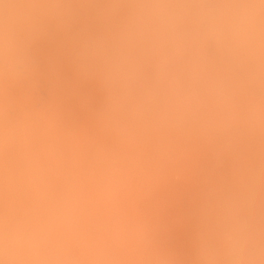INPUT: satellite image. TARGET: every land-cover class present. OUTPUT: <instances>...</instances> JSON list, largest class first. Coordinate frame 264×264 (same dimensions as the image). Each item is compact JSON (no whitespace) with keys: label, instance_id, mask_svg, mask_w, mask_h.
I'll return each mask as SVG.
<instances>
[{"label":"clouds","instance_id":"1","mask_svg":"<svg viewBox=\"0 0 264 264\" xmlns=\"http://www.w3.org/2000/svg\"><path fill=\"white\" fill-rule=\"evenodd\" d=\"M75 2L29 0L39 6L35 11L9 15L11 6L0 0V86L7 80L40 77L38 43L78 23L82 13ZM116 14L98 13L100 29L85 32L73 54L80 75L100 86L103 105L96 115L111 106L113 80L134 81L147 64L149 122L184 135L212 137L218 156L231 149L238 158L245 139L264 122L252 87L258 62L264 60V0H137L119 34L130 51L114 48L109 62L102 64L97 52L107 44L110 17ZM7 116L0 104V153L9 142ZM259 191V172L249 169L241 174L238 189L218 202L214 222L204 212L203 229L216 239L211 250L222 251L228 264H264ZM207 233L198 230L195 240L206 243ZM0 264L67 262L57 249L46 246L43 229L12 228L0 214Z\"/></svg>","mask_w":264,"mask_h":264},{"label":"rangeland","instance_id":"2","mask_svg":"<svg viewBox=\"0 0 264 264\" xmlns=\"http://www.w3.org/2000/svg\"><path fill=\"white\" fill-rule=\"evenodd\" d=\"M7 1V0H6ZM10 1V0H9ZM9 1H7V2H9ZM14 1V0H13ZM13 1H11V2H13ZM18 1L19 2H21V3H18ZM25 1H28V0H24V2H22V0H15L13 3H11V6H12V8L10 9V10H12V11H10L9 10V12H11V14L12 13H15L16 11H18L17 9H19V11L20 10H22L21 12H24V11H35V9L38 7V6H36L35 8H34V5H32L31 4V6L30 5H28L29 3L27 2V4H26V2ZM79 1V0H78ZM75 2V5H76V7H78V5L80 6V4H82V6L84 7V9H83V12L85 13H88V14H86V16L84 17V19H83V15L84 14H82V16H81V18H80V20L78 21L79 22V24L81 25V27L82 28H79V26L80 25H78V23H77V25H78V28L74 25L73 27H72V29L74 28V27H76L77 28V30L76 29H73L74 30V32H72L71 31V29L70 30H68V31H66L65 33L64 32H61V34H60V36L58 35L59 33H54L52 36L53 37H49V38H47V37H45V38H43L41 41H39V43H38V50H40V51H38V61L41 63V64H39V67H40V69L41 70H43L46 74H44L41 70H40V77H37V78H30L29 80H27V79H24V80H15V82L17 83H15L14 82V80H7L8 82H6V83H8V84H6L5 82L3 83V85L0 87V94L1 95H3V96H1L0 95V100L1 99H5V100H2V101H0V104H3L4 102H5V104H3V105H5L4 107L6 108V109H9L8 111H7V113L8 112H10V114L8 113V116H10V118H12L11 119V121H8L9 123H12L14 126H12V124H10V126H11V129L9 128L8 130H11V131H13L14 130V128L16 127V128H18L17 127V124H19V122L17 123V122H15V123H13L12 121L14 120H16V118H17V116L18 115H14V114H17L18 112V110H20V107H21V105H22V111L23 112H21V113H23L22 115H23V117L25 116V114H29V115H27L26 117L27 118H24V119H28V116L29 117H31L32 115L36 118L37 117V119H35V120H39V124H37V126L35 125H33L34 123H35V121L33 122V124L31 123V125H33V127H30L31 125H30V122H29V127L28 126H26V127H28L29 129H31L32 130V128H34L33 130H34V132H35V136H37L38 134H40V135H38L39 137H38V139L39 140H43V139H46V138H50V136H48V134H50L51 135V133H52V135L51 136H53L54 134H57L56 133V131H59V134L61 133V131H62V133L64 132V131H66L67 130V128L69 129V126L67 125V123L68 124H73V123H75L74 125H76V126H78V125H80V121H81V116H80V114L82 115V114H84L85 115V117L84 118H87L88 116L90 117H88L86 120H91V121H89V122H91L92 123V119L93 120H95V119H97L96 117H99L98 119H100V117H102V119L101 120H103L104 119V117H105V119H107V118H109V119H107V120H110L111 122L109 123V121H108V123H106V121L107 120H105L104 119V122H103V124L104 125H106V126H108V127H106V126H104V125H101V128H102V126H104L102 129L103 130H105V128H106V130H107V128H108V130H110L109 132H108V130L106 131V132H108V133H110V132H112L113 131V133H110L109 134V136L110 135H112L111 137H113L114 136V133H116L115 134V136H118L119 134H120V132H122L124 129H126V128H131V127H129L130 126V123L129 122H126V121H131V126L133 125V127L135 128V129H137V131H138V129L140 128V129H142V130H140L141 132H143V134L147 137V138H149V135L147 134L148 132L146 131V129H144L143 127H144V123H142V122H145V124H147V125H145V126H149V128H151V129H155V132H154V135H156V136H153L155 139L153 140L151 137V141L150 142H148L149 144H150V146H149V144H147L146 142V145L147 146H149V147H151V148H149L148 150L146 149V148H143V149H145L144 151L145 152H147L146 154H145V152L143 151V153H144V155H147L148 153V155H149V158L151 157V155H150V151H151V153H152V155H153V152H154V157H156V154H157V156L158 157H156L157 159H159L158 161H160V162H162V163H158V161L157 160H155V164L156 165H158V167H160V165H162V167H160V169L162 168L163 169V171L165 170V172H166V170H168L169 171V174H170V176H172V178L170 177L169 178V180L171 179V181H172V183L170 184L168 181H167V178L168 177H166V176H169V174L167 173V175H166V173L165 172H163L164 173V176L166 177V179L164 178V176L162 177L163 179L162 180H164V182H166L167 181V183L171 186L170 188H169V186H167V189H166V191H168L169 193H168V195H169V197H168V195H166L167 194V192L165 191V187H166V183H164V182H162L163 184H164V186H163V188H164V191L162 190V192L161 193H165L166 192V196L164 195L161 199H159L160 198V196H162V194H160V196H159V200H157V197H155V199H153L152 200V198L151 199H148L147 197L145 198V196H144V200L142 199V198H140L139 197V200H138V198H137V201L135 200L134 202H131L132 204H128V206H130L131 207V210H130V208L127 206V204H126V206L128 207V208H124V206H123V208H121L122 206H121V202H120V200H121V198H120V196H121V194H119L118 192L119 191H123V190H117L118 192H116L115 194H117V195H113L112 197H111V200H103V199H101L102 201H96L97 203H93V202H95L94 201V199H99V196H103V193H105V192H103V190H102V187L100 186V182L98 181V180H96V179H98V178H96L95 180L97 181V182H99L98 184H99V186L101 187L100 189H101V194H100V189H99V193L98 194H100V195H98L97 196V198H96V195L97 194H95V193H93L92 194V192H90L91 194H89V192L88 191H86V190H89V189H86L85 187H87V185H90L91 187H89L88 186V188H90V190L89 191H94L96 188H95V185L94 184H96L97 182L93 179V178H91V181H93L94 180V184L91 182V181H88L87 182V179H86V181H85V183H84V185H82L81 187V189L77 192V194H78V196H76V203L78 202H81V201H84L85 199H86V202L84 201V204L82 205L81 203H79L80 205V207H78V208H76V209H78L79 210V212L81 213V209H83V211L85 212V213H92V214H85V215H82V213H83V211H82V213L80 214L79 212H76L77 210H75V208H74V211H73V217L76 219V221L77 220H79L80 221V218H81V216L83 217H87L88 219L89 218H92L93 216H94V218H92V219H89V220H85L86 222H90V224L92 223V225L95 227V229L97 228V229H99V222L95 225V224H93V223H95V221L96 220H98L99 218H100V216L99 215H101L102 213H103V216H101V217H103L104 219H103V221L105 220L107 223H108V221H109V223H110V221L112 222V224H113V222H114V225H116V226H114V225H111V224H107L106 223V226L108 227V225H109V227H113V231H112V227H111V230H109V228H107V227H105V228H107L106 230H105V233H107V235L104 233V232H102V231H100V233H98L97 232V229L96 230H94V227H93V229H92V231L94 230V232H90V233H92L91 234V236H90V234H86V231L87 230H89L90 228H88L86 231H85V234L84 233H82L81 232V229H83L82 231L84 232V230H85V228H87V227H89V225H88V223H86L82 218H81V221L79 222H77V224L76 223H72L73 225H76V226H74V227H77V228H74L75 229V231L76 232H79V233H81V234H75L76 236H77V239H75V240H73V241H70L69 242V245L66 243V245H64L65 247L63 248V246H62V248H60V247H58L57 246V248H56V246L54 247V248H56L58 251L60 250V256H61V258H63L62 260H65L66 262H67V264H73V262H75V264H109L110 263V261L111 260H113L116 256H121V258H120V260H119V262H120V264H136V262L138 263V264H176V263H178L179 262V264H181V263H184L185 261H187V260H190V263H189V261H188V263H184V264H224V262H225V264H228V262H227V260H225L226 258L224 257V255H222L223 253H222V251H219V253L218 252H213L212 250H211V246L212 245H214L215 243H216V239H214L215 238V235H214V233H207V230L205 229H203V226H202V221H203V218H204V212H205V210L207 211V213L209 214V218L214 222L215 221V219H216V217L214 218V216H216V213H217V211H218V209H217V205H218V202L221 200V199H223L224 198V196H226L230 191H232V192H234V191H236L237 190V188H235V187H238L237 185V181H238V183L240 182V179H241V173L242 174H246L247 172L246 171H248L249 169H254V170H258V172H260L259 173V183H261V184H259V188H260V191H259V205H260V213H261V229L262 230H264V185H263V183H264V139L262 140V138H264V122H262L261 124H260V126H259V128H258V130L256 131V133H255V135L254 136H252V137H248V138H246L245 139V141H244V143H243V145L240 147V149H239V156H238V158L236 157V156H234V154H233V152H232V150L231 149H228L227 151H225V153L222 155V156H218L217 154H216V148L214 147V145H215V141H214V139L211 137V138H209V137H205V136H202V135H200L199 133H197V132H193L192 134H190V135H183V134H180L179 133V135H183V137H181V136H178L177 135V137H179V138H177L176 137V135H175V137L173 136L174 134L172 133V132H174V131H172V132H170L167 128H162V127H157V125H154L153 123H150L149 122V120H148V122H146L147 121V113H146V108L148 107V102H147V100H146V95H145V89H146V84H145V75H146V73H147V64H145L144 65V67L141 69V71H140V74L138 75V77L134 80V81H131V82H128V83H125V82H123L121 79H119V78H116V79H114L113 80V82L111 83V86H110V91H111V94H112V104H111V106L109 107V109L103 114V115H96L97 113H98V111H100L101 109L100 108H102V106L101 105H103V94H102V92H101V89L99 88V84H98V82L97 81H93V80H88V79H86V81H87V84H84V83H86V81H85V78L83 79V77L82 76H80V73L76 70V67L74 66V63H73V54H74V49H75V47H76V44H77V42H78V40H79V35L80 36H82V34L83 33H85V32H96V31H98L99 29H100V24L99 23H101V20H100V17H98V13H100V6L101 5H104V6H106V7H108V8H110L109 9V11H115L117 14L115 15V16H113V20L110 18V20H112V25H114L113 26V30L111 31V33H113V34H109V39H108V41L110 40V39H114L113 40V44L116 42V41H118L119 42V35L118 34H120V32H119V30L118 29H121V25H122V23H125L126 21H127V19H128V13H129V11L135 6V3L137 2V0H95L96 2H94V0H89V1H87V0H81V3H79V2ZM133 1V2H132ZM17 2V6L19 5V8L16 6V8L14 7L15 5V3ZM205 2L206 3H213V2H215V0H205ZM23 3H25L24 5H23ZM79 3V4H78ZM109 3H110V5H109ZM129 3H132L133 5H129ZM10 5V4H9ZM22 6V7H21ZM82 6L81 7H79L80 8V10H81V8H82ZM110 6V7H109ZM24 8V9H23ZM26 8V9H25ZM33 8V9H32ZM92 8L93 9H98L99 8V10H98V12H96L97 10H94L95 12H93V10H92ZM101 8H103V6L101 7ZM104 9V12H105V10H106V8L104 7L103 8ZM15 10V11H14ZM85 10V11H84ZM82 12V10H81V13H83ZM107 12H108V10H107ZM94 13H96V14H94ZM9 15H10V13H9ZM88 15H89V17H88ZM95 15H97V16H95ZM91 17V18H90ZM93 18V19H92ZM82 19V20H81ZM88 19L90 20L89 22H91V21H93L92 23H89V24H87L88 23ZM92 19V20H91ZM7 20H9V21H7ZM85 20V21H84ZM95 20V21H94ZM119 20H121V22L119 21ZM84 21V22H83ZM87 21V23H85ZM98 21V22H97ZM5 22H6V24L7 23H10L9 25H7L9 28H11V27H13V25H12V22L10 21V19H6L5 20ZM91 24V25H90ZM93 24V25H92ZM97 24H99V25H97ZM86 25H87V28H89V29H87L86 28ZM95 25V26H94ZM116 25V26H115ZM92 26V27H91ZM115 27V28H114ZM85 28H86V30H88V31H85ZM82 29V30H81ZM93 30V31H92ZM76 31V32H75ZM84 31V32H83ZM118 31V32H117ZM68 32H70V33H72V34H70V33H68ZM115 32H117V33H115ZM56 34H57V37L58 38H56L55 39V37H56ZM75 34V35H74ZM61 35H63L62 37H63V39H62V37H61ZM66 35V36H65ZM55 36V37H54ZM67 36H69V37H67ZM110 36H111V38H110ZM118 36V37H117ZM71 37V38H70ZM115 37H117V38H115ZM51 38V39H50ZM52 38H54V40L55 41H60V42H58L57 44H56V42L55 41H53L52 40ZM47 39H50L51 40V42H50V44H49V42H46V41H49V40H47ZM61 39V40H60ZM66 39H67V41H66ZM71 39V40H70ZM78 39V40H77ZM75 40V41H74ZM77 40V41H76ZM66 41V43H64ZM69 41H71V43L72 44H69L70 42ZM118 42H116L113 46H111L112 44V42H107L108 43V45H107V48L105 47V49H104V47H101L99 50H98V52H97V60L100 62V63H105L104 61H107V62H109V60H110V54L112 53V50L114 49V48H117V46L116 45H118ZM121 42V41H120ZM120 42H119V44H120ZM53 43H55V45L53 44ZM49 44V45H48ZM52 44V45H51ZM109 44H111V45H109ZM68 45H70V46H68ZM74 47H73V46ZM52 46H53V50H52ZM58 46L60 47V48H58ZM104 46H106V45H104ZM111 46V47H110ZM115 46V47H114ZM49 47V48H48ZM55 47V48H54ZM57 47V48H56ZM118 47H121V48H123L124 50L125 49H127L126 51H125V53L126 52H128V49L130 48V46H129V48H128V46H127V48H125L126 46L125 45H118ZM71 49V51L72 52H70V49ZM50 49V50H49ZM67 49V50H66ZM111 49V50H110ZM105 50V52H106V54L108 55V57L106 58V57H104V56H107L106 54H105V52H103ZM56 51H58V52H56ZM109 51V52H108ZM123 51V50H122ZM129 51H130V49H129ZM40 52V53H39ZM67 54H66V53ZM58 53V54H57ZM71 53H73V54H71ZM108 53H110V54H108ZM48 54V55H47ZM56 54V55H55ZM68 54H70V55H68ZM102 54H104V56L102 55ZM41 55V56H40ZM68 56V58H67V56ZM72 55V56H71ZM49 56H51V57H49ZM59 56V57H58ZM63 58H62V57ZM65 56V57H64ZM44 57V58H43ZM49 57V58H48ZM72 57V58H71ZM51 58V59H50ZM57 58V59H56ZM102 58V59H101ZM48 59H50V61H49V63H47L48 62ZM59 59V60H58ZM63 59V60H62ZM67 60V61H64V60ZM107 59H109V60H107ZM41 60V61H40ZM55 60H58V61H55ZM62 60V61H61ZM71 60V61H70ZM44 61H46V62H44ZM55 61V62H54ZM64 61V62H63ZM54 62V63H53ZM58 62H59V64H58ZM62 62V63H61ZM42 63H44V64H42ZM47 63V64H46ZM52 63V64H51ZM70 63H72V64H70ZM51 64V65H50ZM62 64V65H61ZM44 65V66H43ZM54 65V66H53ZM66 65V66H65ZM73 66V69H72V67H69V66ZM262 65V66H261ZM51 66V67H50ZM67 66H68V68H67ZM260 66V67H259ZM46 67V68H45ZM48 67V68H47ZM57 67V69H55ZM66 69H65V68ZM61 68V69H60ZM258 68L259 69H257V76H256V79H255V81H254V83H253V85H252V87L257 91V93H258V96L257 97H255V102H256V105H257V111H258V113L259 114H261V115H264V60H262V61H260V62H258ZM47 69V70H46ZM49 69V70H48ZM64 69V70H63ZM67 70H68V72H67ZM72 70V71H71ZM76 70V71H75ZM48 71H51L50 72V74H48L49 72ZM65 71V72H64ZM72 73H71V72ZM57 72V73H56ZM54 73V75H52ZM56 73V74H55ZM64 75H63V74ZM66 73V74H65ZM70 73V74H69ZM44 75V76H43ZM47 75H48V77H51L50 79L47 77ZM49 75H52V76H49ZM56 75V76H55ZM43 76V77H42ZM61 76V77H60ZM74 76H76L77 78H75ZM45 77V78H44ZM55 77V78H54ZM63 77V78H62ZM48 78V79H47ZM54 78V79H53ZM36 79V80H35ZM44 79V80H43ZM56 79V80H55ZM66 79V80H65ZM77 79V80H76ZM80 79V80H79ZM83 79V80H82ZM31 80V81H30ZM34 82H33V81ZM25 81V82H24ZM41 81V82H40ZM75 81H77V82H75ZM84 81V82H83ZM31 82H33V84L36 86H34L33 84L31 85ZM35 82H37V83H35ZM40 82V83H39ZM65 82H66V84H65ZM79 82V83H78ZM82 82V83H81ZM12 84V85H10V84ZM22 85V83H23V85H22V88H20L19 86H20V84ZM25 83L27 84V85H25ZM29 83V84H28ZM51 83H53V84H51ZM95 85H93V84ZM7 86H6V85ZM17 85V87L16 86H13V85ZM19 84V85H18ZM37 84H38V86H37ZM41 84V85H40ZM42 84H43V86H42ZM59 84H61V85H59ZM72 84V85H71ZM91 84V85H90ZM45 85V86H44ZM58 85V86H57ZM69 85V86H68ZM88 85H89V88H88ZM24 86H25V88H24ZM27 86V87H26ZM34 88H33V87ZM47 86V87H46ZM51 86V87H50ZM64 86V87H63ZM73 86H74V88H73ZM29 87V90L31 91L32 90V92H30L27 88ZM49 87V88H48ZM58 87V88H57ZM61 89H60V88ZM66 87V88H65ZM70 89H69V88ZM7 88V89H6ZM13 88V89H12ZM35 88L37 89V90H35ZM52 88H54V89H52ZM64 88V89H63ZM77 88V89H76ZM79 88V89H78ZM2 89V90H1ZM4 89V90H3ZM15 89V90H14ZM22 89H24V91L22 90ZM26 89V90H25ZM52 89V90H51ZM72 89V90H71ZM18 90V91H17ZM33 90H35V92L33 91ZM70 90V91H69ZM84 90V91H83ZM15 91V92H14ZM20 91H21V94H19L20 93ZM25 91H27V92H25ZM47 91H48V93H47ZM66 91H69V93L68 92H66ZM78 91V92H77ZM18 92V93H17ZM28 92H29V94H28ZM85 92V93H84ZM7 93H8V95H7ZM11 93V94H10ZM23 93V94H22ZM32 93V94H31ZM54 93V94H53ZM57 93V94H56ZM59 93V94H58ZM81 93V94H80ZM83 93V94H82ZM114 93V94H113ZM10 94V95H9ZM13 94H15V96L16 97H18V98H21V100L20 99H18V98H16ZM25 94H27V95H25ZM36 94V95H35ZM42 94H45L46 96H43L42 97ZM99 94H100V96H99ZM6 95V97H4ZM13 96V98H11L12 96ZM24 95V96H23ZM35 95V96H34ZM59 95H62V96H59ZM68 95V96H67ZM85 95H86V97H85ZM116 95V98L117 99H115V96ZM11 96V97H10ZM20 96H22V97H20ZM26 96H27V99H26ZM32 96V97H31ZM25 97V98H24ZM30 97V98H29ZM35 97V98H34ZM50 97V98H49ZM65 97V98H64ZM83 97V98H82ZM11 98V99H10ZM45 98H47V99H45ZM59 98V100H57ZM61 98H62V100H61ZM77 98V99H76ZM114 98V99H113ZM9 99V100H8ZM23 99H24V101H23ZM55 99V100H54ZM84 99V100H83ZM87 99V102L85 101ZM248 99H249V97L247 96V95H245V96H243L242 97V100H243V102L245 103V105L247 104V102H248ZM8 100V101H7ZM13 102H12V101ZM30 100H31V102H30ZM46 100V101H45ZM72 100V101H71ZM6 101H7V103H6ZM14 101H16L17 103H16V105L15 104H13V103H15ZM18 101H20L21 103H20V105H19V102ZM45 101V102H44ZM49 101V102H48ZM57 101H60V102H57ZM62 101V102H61ZM81 101V102H80ZM84 101V105H82V104H80V103H82ZM99 101V102H98ZM3 102V103H2ZM24 102H25V104L26 105H28V106H26L25 104H24ZM27 102V103H26ZM47 102V103H46ZM53 102V103H52ZM69 102V103H68ZM75 102V103H74ZM78 102V103H77ZM95 102V103H94ZM114 102H115V104H114ZM119 104H117V103ZM42 103V104H41ZM50 103V104H49ZM98 103V104H97ZM12 104H13V107H12ZM18 104V105H17ZM36 104V105H35ZM47 106H46V105ZM61 104V105H60ZM68 104V105H67ZM86 104V105H85ZM6 105H7V107H6ZM40 105H42V106H40ZM50 105V106H49ZM64 105V106H63ZM66 105V106H65ZM75 105V106H74ZM8 106H10V107H8ZM18 106H19V108H18ZM30 106V107H29ZM50 108H49V107ZM68 106V107H67ZM80 106V107H79ZM98 106V107H97ZM120 106H121V108H120ZM23 107H24V109H23ZM37 107H39V109H37ZM44 107H45V109H44ZM54 107V108H53ZM100 107V108H99ZM12 108H14V110H16L15 112H14V110L12 109ZM28 108V109H27ZM30 108V109H29ZM49 108V109H48ZM68 108V109H67ZM25 109H27L26 111H25ZM33 109V110H32ZM51 109V110H50ZM54 109V110H53ZM59 109H60V111H59ZM62 109V110H61ZM70 109L72 110V111H70ZM88 109V110H87ZM93 109V110H92ZM119 109V110H118ZM123 109H125V110H123ZM30 110V111H29ZM44 110V111H43ZM49 111V113H48V111ZM66 110V111H65ZM80 110V111H79ZM83 110V111H82ZM122 111V113H121V111ZM128 112H127V111ZM21 111V110H20ZM24 111H25V113H24ZM59 111V112H58ZM68 111L69 112H71V113H69L68 114ZM74 111V112H73ZM75 111H77V112H75ZM89 111V112H88ZM93 111H95V112H93ZM97 111V112H96ZM119 111H120V114H119ZM131 111H133L132 113H131ZM26 112H29V113H26ZM33 112H35V114L33 113ZM37 112V113H36ZM79 112V113H78ZM114 112V113H113ZM116 112V113H115ZM118 112V113H117ZM124 112V113H123ZM130 112V113H129ZM32 113V114H31ZM43 113H44V115H46L47 113V115H49V116H45L44 117V115H43ZM54 113V114H53ZM65 115H64V114ZM87 113H88V115H87ZM92 114V116H90L91 114ZM111 113H112V115H111ZM136 113V114H135ZM51 114H53V115H51ZM57 114V115H56ZM68 114V115H67ZM71 114V115H70ZM74 114V115H73ZM77 114H78V116L80 117V121H78L79 120V118H77L78 116H77ZM90 114V115H89ZM110 114V115H109ZM132 114V115H131ZM19 115H20V112H19ZM31 115V116H30ZM41 115V116H40ZM61 115H63V116H61ZM66 115H67V117L69 116V118H70V120L67 118H65L66 117ZM84 115H82V116H84ZM146 116V117H142V116ZM7 116V117H8ZM14 116H16V118L14 117ZM38 116H39V118H38ZM72 116V117H71ZM76 116V117H75ZM132 117V119H131V117ZM22 117V116H21ZM21 117H19V119L21 118ZM42 117V118H41ZM63 117V118H62ZM93 117H95V118H93ZM107 117V118H106ZM123 117V118H122ZM130 117V119H128ZM133 117H136V118H133ZM15 118V119H14ZM71 118L73 119V121L75 120V119H77V120H75V121H78V122H72V120H71ZM120 118V119H119ZM142 120H141V119ZM7 119H9V118H7ZM23 119V118H22ZM42 121H47V120H49L47 123H44V122H42ZM45 119V120H44ZM56 119V120H55ZM65 119V120H64ZM96 120V122L98 121L99 122V120ZM133 119H135V120H133ZM145 119H146V121H145ZM10 120V119H9ZM29 120H31V122H32V117H31V119H29ZM34 120V119H33ZM86 120H84L83 118H82V121H86ZM115 120V121H114ZM17 121V120H16ZM55 121V122H54ZM64 121H65V123H64ZM135 121V122H134ZM50 122V123H49ZM67 122V123H66ZM89 122L88 123H86V124H89ZM98 122H97V124H98ZM101 123H102V121H100ZM82 124L84 123V122H81ZM84 123V124H85ZM94 123H95V121H94ZM124 123H126V124H124ZM134 123L136 124V125H134ZM142 123V124H141ZM41 124V125H40ZM61 124V125H60ZM62 124H63V126H62ZM65 124L67 125V126H65ZM108 124H110V125H108ZM129 124V125H128ZM141 124V125H140ZM43 125V126H42ZM44 125H45V127H44ZM74 125H72L73 127H74ZM7 126H9L8 124H7ZM64 126L65 127H67L66 129H64ZM72 126H70V127H72ZM115 126V127H114ZM123 126V127H122ZM37 127V128H36ZM42 127L43 128H45V129H42ZM55 127V128H54ZM61 127H63V128H61ZM111 127V128H110ZM120 127V128H119ZM126 127V128H125ZM20 128V127H19ZM22 128H25L24 127V125H23V127ZM113 128H114V130H113ZM123 128V129H122ZM133 128V129H134ZM158 128H160L161 129V131H160V129H158ZM50 131H49V130ZM52 129V130H51ZM62 129H64V130H62ZM118 129V130H117ZM120 129H122V130H120ZM132 129V128H131ZM163 129V130H162ZM120 130V131H119ZM159 130V131H158ZM165 130V131H164ZM167 130V131H166ZM30 131V130H29ZM145 131L147 132L146 134H145ZM171 133L170 135L168 134L167 136H169V137H165V134H167V133H169V132ZM33 132V131H32ZM51 132V133H50ZM55 132V133H54ZM105 132V133H106ZM119 132V133H118ZM157 132V133H156ZM165 132H167V133H165ZM10 133L14 136V137H10V136H12V135H10ZM18 133H20V132H18ZM17 132H9V138H10V140H9V142L10 141H12L11 143V146L9 145V142H8V147H11L12 148V150L9 148H7L9 151H11L12 153L14 152L13 150H17L18 149V146H19V144H20V137H17V136H19V135H17L18 134ZM29 133H31V131L29 132ZM46 133V134H45ZM54 133V134H53ZM104 133V134H105ZM175 133V132H174ZM176 133H178V132H176ZM175 133V134H176ZM43 134H44V137H43ZM118 134V135H117ZM157 134H158V136H157ZM163 134V135H162ZM106 135L108 136V134L106 133ZM261 135H262V137H261ZM17 138H16V137ZM40 137L41 138H43V139H40ZM46 137V138H45ZM170 137H172V139L170 138ZM259 139H258V138ZM14 138V139H13ZM158 140H157V139ZM167 139V141H165L166 139ZM168 138H170V140H172V142L168 139ZM182 138V139H181ZM187 138H189V139H187ZM205 138H207L208 140H204ZM261 138V139H260ZM18 139V140H17ZM164 139V141H162ZM192 139H193V141H194V143H193V141H192ZM196 139H197V141L199 142V140H200V142H199V144L201 143V145H203V147L201 146V145H198V142H195L196 141ZM202 139V140H201ZM99 139H97V138H95V139H93V144L91 143H88V144H86L87 145V147H86V149L87 148H89L90 147V145H92L91 146V148H93L94 146H95V148L96 147H98L97 145H96V143L99 145V143H100V145H99V147L103 144V146H106L107 145V142L105 143V142H99L98 141ZM179 140V141H178ZM14 141V142H13ZM96 143H95V142ZM153 141V142H152ZM172 143V145H171V143ZM175 141V142H174ZM188 141V144H189V146H187V145H185L184 146V142H187ZM203 141H209L208 143L209 144H207V142H205L206 143V146H205V143L203 142ZM261 141H263V142H261ZM155 142V143H154ZM178 142V143H177ZM182 142V143H181ZM15 143H18V145H16ZM27 143V145L29 146V148H30V145L31 144H33L34 142H26ZM39 143H41V142H35V146L37 145V144H39ZM142 143V142H141ZM169 143V144H168ZM13 144H15L14 146H12ZM21 144H22V142H21ZM58 145H59V143H57ZM67 143L65 142V144L64 145H66ZM105 144V145H104ZM143 144V143H142ZM161 144V145H160ZM175 144H180V145H178V147H176L177 145H175ZM194 144V145H193ZM34 145V144H33ZM33 145H31V147H35V146H33ZM63 146V144H62V141H61V143H60V146ZM145 144H143L142 145V147L144 146ZM145 145V146H146ZM175 145V146H174ZM192 147H191V146ZM208 145V146H207ZM15 146H16V149H14L15 148ZM21 146V145H20ZM59 146V147H60ZM61 146V147H62ZM67 146V145H66ZM89 146V147H88ZM144 146V147H145ZM157 146V147H156ZM160 146V147H159ZM182 146V147H181ZM185 147H187V148H185ZM189 147H191L190 149H189ZM202 147V148H201ZM204 147H205V149H204ZM148 148V147H147ZM172 148V149H171ZM194 148V149H193ZM206 148H208V150L206 149ZM6 149V150H7ZM98 149V148H97ZM142 149V150H143ZM175 149V150H174ZM178 149V150H177ZM181 150V152H180V150ZM202 151H201V150ZM204 149V150H203ZM7 150V151H8ZM93 150H95V149H93ZM150 150V151H149ZM187 150H190V152L188 153H186V151ZM198 150H200L199 151V155H197L198 154ZM206 150V151H205ZM8 151V152H9ZM86 151H90V150H86ZM85 151V152H86ZM149 151V152H148ZM195 151V153H196V155H195V153H193V152ZM197 151V152H196ZM84 152V153H85ZM170 152V153H169ZM176 152V153H175ZM183 152H185L184 154H183ZM156 153V154H155ZM159 153H161V154H159ZM162 154H163V156H162ZM170 155V156H169ZM201 155V156H200ZM161 157V158H160ZM163 157V158H162ZM182 157V158H181ZM182 159V160H181ZM201 159V160H200ZM171 162H170V161ZM185 160H186V162H185ZM198 160H199V162H198ZM157 161V162H156ZM164 161H166V162H164ZM184 161V162H183ZM196 161H197V163H196ZM195 162V164H193ZM205 162V163H204ZM184 164V165H183ZM193 164V165H192ZM203 164V165H202ZM197 165V166H196ZM194 166H196V167H194ZM207 166H209L208 167V169L210 168V171H214V174L212 173V172H210L208 169H207ZM186 167V168H185ZM193 167V168H192ZM206 167V169H204ZM172 168V169H171ZM243 168V169H242ZM161 169V170H162ZM200 169V171L198 172V170ZM203 169V170H202ZM213 169V170H212ZM133 170V169H132ZM182 170V171H181ZM195 170H197V171H195ZM204 170H206V171H204ZM209 171V175H207V173H208V171ZM242 170V171H241ZM245 170V171H244ZM260 170V171H259ZM175 172V174H174V172ZM178 171H180V172H178ZM202 171V172H201ZM217 171V172H216ZM130 172H131V174H130ZM130 172H129V174L131 175V178H129V179H133V177H132V173H136V175H137V172H138V170L137 171H131L130 170ZM171 172H172V174H171ZM182 172V173H181ZM195 172H197V174L195 173ZM205 172H206V174H205ZM135 173H134V175L133 176H135ZM176 173H178V174H176ZM199 173V174H198ZM130 175H129V177H130ZM177 175V176H176ZM204 175H207V176H204ZM212 175V176H211ZM204 176V177H203ZM208 176H209V178H208ZM228 176V177H227ZM97 177V176H96ZM174 177V178H173ZM175 177H177V178H175ZM180 179H179V178ZM203 177V178H202ZM206 177V178H205ZM197 178V179H196ZM200 178H202V179H200ZM205 178V179H204ZM217 178V179H216ZM42 179H44L43 177H42ZM89 179V178H88ZM93 179V180H92ZM136 179H138V178H136ZM135 179V180H136ZM177 180V182H176V180ZM182 179H184V181H182ZM196 179V180H195ZM203 179H204V181H206L205 182V184H204V181H203ZM41 180V179H40ZM40 180H38V182H40V185L41 184H44V183H42V181H40ZM90 180V179H89ZM135 180H132V181H135ZM199 180V181H198ZM202 180V181H201ZM210 180V181H209ZM237 180V181H236ZM44 181V180H43ZM46 181V180H45ZM194 181H196L197 183L199 182V183H201V184H199L198 183V185L196 184V182L194 183ZM235 183H234V182ZM89 183V184H87V183ZM90 182H91V184H90ZM96 182V183H95ZM174 182H176V183H178L179 182V184H180V186H179V184H178V186H177V184H175ZM183 182H185V183H183ZM202 183H203V185H202ZM166 184V185H165ZM183 184V186L181 187V185ZM192 184V185H191ZM236 184V185H235ZM97 185V184H96ZM175 185L177 186V187H175ZM195 185H197V187L195 186ZM222 185V186H221ZM224 185V186H223ZM235 185V186H234ZM43 186V185H42ZM93 186H94V188H93ZM99 186H97L98 188H99ZM192 186V188H190ZM207 186V187H206ZM263 186V187H262ZM140 188L142 187V185L141 186H139ZM138 187V188H139ZM175 187V188H174ZM204 187V188H203ZM139 188V190L141 191V189ZM169 188V189H168ZM183 188V189H182ZM185 188V189H184ZM188 188V189H187ZM94 189V190H93ZM172 189V190H171ZM177 190V192H176V190ZM182 189V190H181ZM228 189V190H227ZM262 189V190H261ZM170 190V191H169ZM184 190V191H183ZM191 190V191H190ZM194 190H195V192H194ZM71 191V190H70ZM77 191V190H76ZM82 191V193H83V191L85 192L84 193V196H85V194L87 195V196H83V194L82 193H80ZM143 191V190H142ZM142 191H141V193H142ZM174 193H173V192ZM180 191H181V193H180ZM203 191H204V193H203ZM87 192V193H86ZM171 192V193H170ZM179 192V193H178ZM202 192V193H201ZM206 192V193H205ZM263 192V193H262ZM71 193V192H70ZM173 193V194H172ZM178 193V194H177ZM194 193V194H193ZM196 193L198 194V195H196ZM76 194V195H77ZM171 194L172 195H175V196H171ZM261 194V195H260ZM89 195V196H88ZM91 195V196H90ZM92 195H93V197H92ZM195 195V196H194ZM83 196V197H82ZM178 196V197H177ZM80 197V198H79ZM88 197V198H87ZM91 197V198H90ZM115 197H117V198H115ZM166 197V198H165ZM174 197V198H173ZM199 197V198H198ZM205 197V198H204ZM113 198V199H112ZM118 198H119V200H118ZM150 198V197H149ZM165 198V199H164ZM168 198V199H167ZM176 198L178 199L177 201H178V203L176 204ZM186 198H187V200H186ZM99 199V200H100ZM114 199H116V200H114ZM136 199V198H135ZM173 199V200H172ZM193 199V200H192ZM208 199V200H207ZM63 203H69L70 202V204H71V202H72V200L71 199H69L67 196H64V198H63ZM92 200V201H91ZM134 200V199H133ZM145 200H152L151 202L152 203H154V205L150 202V201H146L145 202ZM163 200H165V202L163 201ZM167 200V201H166ZM172 200V201H171ZM185 200V201H184ZM204 200V201H203ZM263 200V201H262ZM103 201H105V202H103ZM157 201V202H156ZM161 201H162V203H161ZM184 201V202H183ZM99 202H101V203H104V205H103V207L101 206V203H99ZM115 202V203H114ZM148 202V203H147ZM155 202H156V204H155ZM188 202V203H187ZM192 202V203H191ZM195 202V203H194ZM201 202V203H200ZM75 203V204H76ZM78 203L76 204L77 206H78ZM83 203V202H82ZM86 203V204H85ZM100 204V206L98 205V207L96 206V204ZM112 203V204H111ZM117 203H119V204H117ZM133 203L134 204H136V205H133ZM181 203V204H180ZM197 203V204H196ZM200 203V204H199ZM89 206H88V205ZM116 204V205H115ZM142 206H141V205ZM183 204H185V205H183ZM187 204V205H186ZM199 204V205H198ZM205 204L207 205V207L208 208H206L205 209ZM73 205V204H72ZM87 205V206H86ZM110 205V206H109ZM115 205V206H114ZM153 205V206H152ZM155 205H156V207H155ZM168 205V206H167ZM174 205H176V206H174ZM178 205V206H177ZM179 205H180V207H179ZM183 205V206H182ZM108 206V207H107ZM133 206V207H132ZM138 206V207H137ZM153 208H152V207ZM164 206V207H163ZM188 206V207H187ZM194 206V207H193ZM200 206V207H199ZM85 207L87 208L88 207V209H85ZM96 207L98 208V212H97V209H96ZM99 207L101 208H103V210H102V212H100V209H99ZM110 207V208H109ZM113 207V208H112ZM148 207V208H147ZM149 207L150 208H152V209H150L149 211L147 210V209H149ZM172 207V208H171ZM176 207V208H175ZM178 207V208H177ZM261 207H262V209L263 210H261ZM81 208V209H80ZM93 208H94V211H93ZM134 210H133V209ZM140 208V209H139ZM168 208V209H167ZM181 208V209H180ZM108 209V210H107ZM116 209V210H115ZM81 210V211H80ZM89 210H90V212H89ZM144 210H145V212H144ZM172 210V211H171ZM180 210V211H179ZM87 211V212H86ZM112 211H113V213H115V214H113L112 213ZM116 211V212H115ZM143 211V212H142ZM198 211V212H197ZM94 212V213H93ZM96 212H97V215H98V219H96L97 217H96ZM100 212V213H99ZM107 213V216L105 215L106 213ZM119 212V213H118ZM129 212H131V213H129ZM137 212V213H136ZM153 214H152V213ZM157 212H159V213H157ZM161 212V213H160ZM171 212V213H170ZM197 212V213H196ZM75 213V214H74ZM77 213V214H76ZM99 213V214H98ZM116 213H117V215H116ZM135 213H136V215H135ZM151 215H150V214ZM174 213V214H173ZM71 214H72V212H71ZM84 214V213H83ZM124 214H125V216H124ZM126 214H129V215H126ZM148 214V215H147ZM156 214V215H155ZM168 214H170V215H168ZM200 214V215H199ZM76 217H75V216ZM93 215V216H92ZM135 215V216H134ZM138 215V216H137ZM143 215V216H142ZM89 216V217H88ZM132 216H133V218H132ZM152 216V217H151ZM156 216H157V218H156ZM165 216V217H164ZM170 216V217H169ZM182 216V217H181ZM194 216V217H193ZM197 216V217H196ZM212 216V217H211ZM83 217V218H84ZM96 217V218H95ZM108 217H110V218H108ZM113 217H115L114 219H113ZM138 217L140 218V219H138ZM159 217V218H158ZM169 217V218H168ZM174 217H175V219H174ZM108 218V219H107ZM120 218L122 219V220H120ZM132 218V219H131ZM181 218L185 221L186 220V222H184L183 220H181ZM72 219V218H71ZM86 219V218H85ZM94 219H95V221H94ZM113 219V220H112ZM119 219V220H118ZM125 219V220H124ZM134 219H136V220H134ZM166 219V220H165ZM178 219V220H177ZM73 220V219H72ZM94 222H93V221ZM133 220V221H132ZM141 220H143V221H141ZM147 220V221H146ZM149 220V221H148ZM153 220H154V222H153ZM168 220V221H167ZM173 220V221H172ZM180 220V221H179ZM191 220V221H190ZM75 220H74V222H76ZM83 221V222H82ZM104 221V222H105ZM118 221V222H117ZM125 221V222H124ZM127 221V222H126ZM146 223H145V222ZM151 221V222H150ZM188 221V222H187ZM123 222H124V224H123ZM131 222V223H130ZM138 222V223H137ZM142 222V223H141ZM156 222V223H155ZM182 222V223H181ZM83 223V224H82ZM159 223V224H158ZM198 223V224H197ZM87 224V225H86ZM126 224V225H125ZM134 224V225H133ZM142 224V225H141ZM176 224H179V225H177V227L176 226H174V225H176ZM190 224V225H189ZM92 225H91V227H92ZM111 225V226H110ZM136 225V226H135ZM167 225V226H166ZM198 225L200 226V228L198 229ZM80 226H81V228H80ZM83 226H84V228H83ZM129 226V227H128ZM134 226V227H133ZM151 226V227H150ZM154 226H156V227H154ZM162 226V227H161ZM169 226V227H168ZM171 226V227H170ZM173 226V227H172ZM115 227V228H114ZM126 227V228H125ZM140 227H142V229L140 228ZM165 227V228H164ZM181 229H180V228ZM118 228V229H117ZM131 228V229H130ZM202 228V229H201ZM117 229V230H116ZM121 229V230H120ZM127 229V230H126ZM133 229H135V230H137L138 232H140V234L139 235H137L138 233L135 231V230H133ZM140 229V230H139ZM164 229V230H163ZM170 229V230H169ZM78 230V231H77ZM110 232H109V231ZM175 230V231H174ZM185 230V231H184ZM198 230H200V231H205L206 233H207V235L206 236H208V238L205 236V241H206V243H204V242H202V241H200V240H195L194 238H196V234H197V231ZM91 231V230H90ZM96 231V232H95ZM99 231V230H98ZM107 231V232H106ZM122 231V232H121ZM134 231H135V233H134ZM177 231V234L175 233ZM179 231V232H178ZM101 232L104 234H101ZM109 232V233H108ZM126 232V233H125ZM153 232V233H152ZM163 232H164V234H163ZM166 232V233H165ZM95 233V234H94ZM125 233V234H124ZM149 233V234H148ZM189 233V234H188ZM83 234V235H82ZM131 234H133V235H136V236H138L139 238H137L136 236H133V235H131ZM155 234V235H154ZM186 236H185V235ZM80 235V236H79ZM106 235V236H105ZM120 235V236H119ZM125 235V236H124ZM148 235V236H147ZM179 235H180V237H179ZM181 235H182V237H181ZM84 236V237H83ZM117 236V237H116ZM140 236H141V238H140ZM154 236V237H153ZM166 236V238H164ZM176 236V237H175ZM183 236H185L184 238H183ZM187 236H188V238L189 239H187ZM87 237V238H86ZM90 237H91V239H90ZM149 237V238H148ZM171 237V238H170ZM192 237H194V238H192ZM82 240H81V239ZM85 238V239H84ZM136 238V239H135ZM143 238H144V240H143ZM156 238L158 239V240H156ZM160 238V239H159ZM165 240H164V239ZM168 238H170V240L168 239ZM180 240H179V239ZM96 239V240H95ZM121 239V240H120ZM122 239H123V241H122ZM137 239H139V241L137 240ZM171 239H173V240H171ZM174 239H175V241H174ZM214 240V243H213V241L212 240ZM88 240H90V242L88 241ZM110 240V241H109ZM116 242H118V243H116ZM118 240V241H117ZM187 240H190L189 242L190 243H185L184 241H186L187 242ZM54 240L53 239H51V240H49V241H46V245H47V247L48 248H53V246L54 245H56V243H55V241L53 242ZM75 241H76V244H75ZM92 241V242H91ZM132 241V242H131ZM138 241V242H137ZM145 241V242H144ZM151 241V242H150ZM154 241V242H153ZM163 241V242H162ZM168 241H170V242H168ZM174 241V242H173ZM210 241H212V242H210ZM50 242V243H49ZM88 242V243H87ZM101 242H103V243H101ZM127 242V243H126ZM146 242H147V244H146ZM181 242H184V243H182L181 244ZM48 243V244H47ZM78 243V244H77ZM87 243V244H86ZM113 243H115V244H113ZM122 243V244H121ZM137 243V244H136ZM143 243H145V244H143ZM151 243V244H150ZM153 243V244H152ZM164 243V244H163ZM179 243V244H178ZM202 243V244H201ZM98 244V245H97ZM106 244V245H105ZM111 244H113V245H111ZM120 244V245H119ZM143 244V245H142ZM163 244V245H162ZM178 244V245H177ZM193 246V248H192V246ZM204 244H206V245H204ZM78 245H79V247H78ZM110 245V246H109ZM116 245H118V246H116ZM140 245V246H139ZM141 245H142V247H141ZM150 245V246H149ZM169 245V246H168ZM174 245V246H173ZM201 245H204V247L202 246L201 247ZM77 246V247H76ZM81 246V247H80ZM85 246V247H84ZM105 246H107V247H105ZM127 246V247H126ZM144 246V247H143ZM156 246L158 247V248H156ZM180 246V247H179ZM183 246H184V248H183ZM91 248V250H89L90 248ZM102 247V248H101ZM115 249H114V248ZM117 247V248H116ZM175 247H178V248H175ZM188 247H190V248H188ZM195 247V248H194ZM69 248V249H68ZM79 248V249H78ZM88 250V251H86V249ZM96 248V249H95ZM113 250H112V249ZM140 248V249H139ZM197 248H199V249H197ZM205 248H207V249H205ZM210 248V249H209ZM62 249V250H61ZM77 249V250H76ZM94 249V250H93ZM99 249V250H98ZM103 249V250H102ZM126 249V250H125ZM142 249V250H141ZM164 249V250H163ZM177 251H176V250ZM180 249V250H179ZM186 249V250H185ZM189 249V250H188ZM67 250V251H66ZM144 250V251H143ZM155 251V253L153 252V251ZM170 250V251H169ZM173 250V251H172ZM182 250V251H181ZM185 250V251H184ZM66 251V252H65ZM117 251V252H116ZM123 251V252H122ZM146 251V252H145ZM152 251V252H151ZM184 251V252H183ZM196 251V252H195ZM204 251V252H203ZM208 251V252H207ZM69 252V253H68ZM72 252V253H71ZM78 252V253H77ZM84 252V253H83ZM87 252V253H86ZM91 252V253H90ZM171 252V253H170ZM178 252H180V253H178ZM200 252V253H199ZM202 252V253H201ZM154 253V255H152ZM160 253V254H159ZM164 253V254H163ZM174 253H175V255H174ZM189 253V254H188ZM194 253V254H193ZM67 254V255H66ZM72 254V255H71ZM79 254V255H78ZM85 254H86V256H85ZM101 254V255H100ZM105 254H106V256H105ZM109 254V255H108ZM114 254V255H113ZM151 254V255H150ZM169 254V255H168ZM179 254V255H178ZM185 254V255H184ZM190 256L189 258H188V256ZM217 254V255H216ZM221 254V255H220ZM66 255V256H65ZM75 255V256H74ZM79 257H78V256ZM95 257H94V256ZM140 255H142L141 257H140ZM168 255V256H167ZM192 255H195V257H197V258H194ZM203 255V256H202ZM205 255V256H204ZM209 255H210V257H209ZM214 255V256H213ZM64 256V257H63ZM72 256H74V258H75V260H74V258L72 257ZM85 256V257H84ZM90 256V257H89ZM105 256V257H104ZM115 256V257H114ZM134 256V257H133ZM147 256V257H146ZM172 256H173V258H172ZM199 256V257H198ZM220 256H222V257H220ZM71 257V258H70ZM82 259H81V258ZM94 257V258H93ZM130 259H129V258ZM143 257V258H142ZM152 257V258H151ZM157 257V258H156ZM185 257H187V259L185 260ZM193 257V258H192ZM213 257V258H212ZM220 257V258H219ZM69 258V259H68ZM77 258V259H76ZM88 258V259H87ZM95 259V260H93V259ZM132 258V259H131ZM142 258V259H141ZM161 258H164V260L163 259H161ZM170 258V259H169ZM212 258V259H211ZM71 259H72V261H71ZM86 259V260H85ZM91 259H92V261H91ZM144 259V260H143ZM157 259H160V260H157ZM185 260V261H183V260ZM191 259L193 260L194 259V261L195 262H192L191 261ZM74 260V261H73ZM83 260V261H82ZM89 260V261H88ZM103 260V261H102ZM125 260V261H124ZM134 260V261H133ZM140 260V261H139ZM148 260V261H147ZM154 260V261H153ZM163 260V261H162ZM207 260V261H206ZM208 260H210L209 262H208ZM219 262H217V261ZM175 261V262H174ZM199 261V262H198ZM202 261H205V262H202ZM212 261V262H211ZM78 262V263H77ZM81 262V263H80ZM92 262V263H91ZM96 262V263H95ZM119 262H118V264H119ZM129 262V263H128ZM135 262V263H134ZM139 262H141V263H139ZM144 262V263H143ZM165 262V263H164ZM166 262H168V263H166Z\"/></svg>","mask_w":264,"mask_h":264},{"label":"bare ground","instance_id":"3","mask_svg":"<svg viewBox=\"0 0 264 264\" xmlns=\"http://www.w3.org/2000/svg\"><path fill=\"white\" fill-rule=\"evenodd\" d=\"M7 1H9V0H7ZM6 1V2H7ZM11 1H13V0H10L9 2H7L8 4H10V6H11V3H13V2H11ZM78 0H76V2H77ZM87 1H89V0H87ZM97 1V0H96ZM95 0H94V2H96ZM111 1V0H110ZM113 1V0H112ZM11 2V3H10ZM22 2H24V0H22ZM26 2V4H27V2L29 3V0L28 1H25ZM79 3H81V0H79L78 1ZM133 2V1H132ZM18 3H21V2H19L18 1ZM78 3V4H79ZM22 4V3H21ZM25 3H23V5H24ZM25 4V5H26ZM133 5L132 3H129V5ZM15 6V8H16V6H17V2L14 4ZM28 5H30L31 6V4L29 3ZM77 5V4H76ZM75 5V6H76ZM109 5H110V3H109ZM130 5V6H131ZM27 6V5H26ZM82 6V4H80V6L78 5V8L79 7H81ZM103 6V8L105 7L106 8V10H105V12H107V10L109 11V9L110 8H108V7H106V6H104V5H101L100 6V12H102V11H104V9L103 8H101ZM18 8H19V5L17 6ZM22 7V6H21ZM36 6H34V8H35ZM39 7V6H38ZM110 7V6H109ZM12 8V6L10 7V9ZM24 9V8H23ZM26 9V8H25ZM33 9V8H32ZM80 9V8H79ZM83 9H84V7L82 6V8H81V10H82V12H83ZM18 11H19V9H17ZM92 10H93V12H95L94 10H97L96 12H98V10H99V8L97 9H93L92 8ZM10 11H12V10H10ZM15 11V10H14ZM20 11H22V10H20ZM85 11V10H84ZM112 11V10H111ZM13 12V11H12ZM17 12V11H16ZM10 13V15H11V12H9ZM86 13V12H85ZM84 12L82 13V14H84L83 15V19H84V17L86 16V14H88V13H86L85 14ZM94 14H96V13H94ZM95 16H97V15H95ZM88 17H89V15H88ZM98 17H99V15H98ZM91 18V17H90ZM111 18V17H110ZM93 19V18H92ZM91 19V20H92ZM112 20H113V16H112V18H111ZM82 20V19H81ZM112 20H111V22H112ZM7 21H9V20H7ZM11 21V20H10ZM85 21V20H84ZM83 21V22H84ZM90 20L88 19V23H87V21L85 22V23H87V24H89V23H92L93 21H91V22H89ZM95 21V20H94ZM120 22H121V20H119ZM98 22V21H97ZM10 23H7V25H9ZM100 25H101V23H99ZM99 24H97V25H99ZM123 24V23H122ZM78 25H80L79 24V22H78ZM78 25L76 24L75 26L78 28ZM91 25V24H90ZM93 25V24H92ZM74 26V25H73ZM95 26V25H94ZM114 26V25H113ZM116 26V25H115ZM76 27H74L73 29H76L77 30V28ZM92 27V26H91ZM12 28V27H11ZM10 28V29H11ZM79 28H82L81 27V25L79 26ZM78 28V29H79ZM86 28H87V25H86ZM86 28H85V31H88V30H86ZM115 28V27H114ZM72 28H71V31L72 32H74V30H73ZM87 29H89V28H87ZM82 30V29H81ZM112 30H113V28H112ZM119 30V32H120V30L121 29H118ZM93 31V30H92ZM76 32V31H75ZM84 32V31H83ZM118 32V31H117ZM117 32H115V33H117ZM65 33V32H64ZM68 33H70V32H68ZM60 34H61V32L58 34L59 36H60ZM70 34H72V33H70ZM84 34V33H83ZM82 34V35H83ZM111 34H113V33H111ZM55 35V34H54ZM75 35V34H74ZM119 35V34H118ZM63 35H61V37H62ZM66 36V35H65ZM50 37H53V36H50ZM55 37V36H54ZM67 37H69V36H67ZM79 37H81L80 35H79ZM118 37V36H117ZM117 37H115V38H117ZM47 38H49V37H47ZM56 38H58L57 37V34H56V37H55V39ZM71 38V37H70ZM110 38H111V36H110ZM51 39V38H50ZM50 39H47V40H49V41H46V42H49V44H50V42H51V40ZM62 39H63V37H62ZM118 39V38H117ZM120 39V38H119ZM52 40L53 41H55L54 40V38H52ZM61 40V39H60ZM71 40V39H70ZM78 40V39H77ZM76 40V41H77ZM114 40V39H113ZM113 40L112 39H110L109 41H108V43L109 42H112L111 44H109V45H111V46H113L116 42H118V41H116L114 44H113ZM66 41H67V39H66ZM66 41L64 42V43H66ZM75 41V40H74ZM56 42V44L58 43V42H60L59 40L58 41H55ZM70 43L69 44H72L71 43V41H69ZM119 42H120V40H119ZM119 42H118V45H121L122 46V44H121V42H120V44H119ZM108 43L107 44H105L106 46H103L104 47V49H105V47L107 48V45H108ZM48 44V45H49ZM54 45H55V43H53ZM52 45V44H51ZM118 45H116L117 47H118ZM68 46H70V45H68ZM73 46V45H72ZM110 46V47H111ZM74 47V46H73ZM115 47V46H114ZM49 48V47H48ZM55 48V47H54ZM57 48V47H56ZM58 48H60L59 46H58ZM119 48H121V47H119ZM125 48H127V46L125 47ZM128 48H129V46H128ZM70 49V48H69ZM102 49V48H101ZM130 49V48H129ZM129 49H128V52H129ZM50 50V49H49ZM52 50H53V46H52ZM67 50V49H66ZM106 50V49H105ZM105 50L103 51V52H105ZM111 50V49H110ZM121 50H123V52H125L127 49H123V48H121ZM38 51H40V50H38ZM113 51V50H112ZM56 52H58V51H56ZM70 52H72L71 51V49H70ZM109 52V51H108ZM40 53V52H39ZM66 53V52H65ZM99 53V52H98ZM127 53V52H126ZM58 54V53H57ZM67 54V53H66ZM71 54H73V53H71ZM105 54H106V52H105ZM108 54H110V53H108ZM48 55V54H47ZM56 55V54H55ZM68 55H70V54H68ZM103 56H104V54H102ZM107 55V54H106ZM41 56V55H40ZM67 56V55H66ZM72 56V55H71ZM98 56V55H97ZM110 56H111V54H110ZM49 57H51V56H49ZM48 57V58H49ZM59 57V56H58ZM62 57V56H61ZM65 57V56H64ZM104 57H108V55L107 56H104ZM44 58V57H43ZM63 58V57H62ZM67 58H68V56H67ZM72 58V57H71ZM51 59V58H50ZM50 59H48V62L47 63H49V61H50ZM57 59V58H56ZM102 59V58H101ZM59 60V59H58ZM58 60H55V61H58ZM63 60V59H62ZM61 60V61H62ZM99 60V59H98ZM107 60H109V59H107ZM41 61V60H40ZM54 61V62H55ZM64 61H67L66 59L64 60ZM63 61V62H64ZM71 61V60H70ZM44 62H46V61H44ZM53 62V63H54ZM104 62H107V61H104ZM46 63V64H47ZM62 63V62H61ZM74 63V62H73ZM39 64H41L40 62H39ZM42 64H44V63H42ZM52 64V63H51ZM50 64V65H51ZM58 64H59V62H58ZM70 64H72V63H70ZM45 65V64H44ZM43 65V66H44ZM62 65V64H61ZM54 66V65H53ZM66 66V65H65ZM75 66V65H74ZM262 66V65H261ZM51 67V66H50ZM69 67H72V69H73V66H69ZM260 67V66H259ZM46 68V67H45ZM48 68V67H47ZM65 68V67H64ZM67 68H68V66H67ZM55 69H57V67L55 68ZM61 69V68H60ZM66 69V68H65ZM259 69V68H258ZM41 70V69H40ZM47 70V69H46ZM49 70V69H48ZM58 70V69H57ZM64 70V69H63ZM44 74H46L43 70H41ZM72 71V70H71ZM70 71V72H71ZM76 71V70H75ZM49 73L48 74H50V72L51 71H48ZM65 72V71H64ZM67 72H68V70H67ZM57 73V72H56ZM55 73V74H56ZM72 73V72H71ZM63 74V73H62ZM66 74V73H65ZM70 74V73H69ZM52 75H54V73L52 74ZM52 75H49V76H52ZM64 75V74H63ZM44 76V75H43ZM42 76V77H43ZM56 76V75H55ZM81 76V75H80ZM47 77H48V75H47ZM61 77V76H60ZM75 78H77L76 76H74ZM45 78V77H44ZM49 79L51 78V77H48ZM47 78V79H48ZM55 78V77H54ZM53 78V79H54ZM63 78V77H62ZM33 79V78H32ZM52 79V78H51ZM83 79H84V77H83ZM82 79V80H83ZM27 80H29V79H27ZM36 80V79H35ZM44 80V79H43ZM56 80V79H55ZM66 80V79H65ZM77 80V79H76ZM80 80V79H79ZM89 80V79H88ZM9 81V80H8ZM8 81H5V83L6 82H8ZM18 81V80H17ZM31 81V80H30ZM33 81V80H32ZM85 81H86V79H85ZM90 81V80H89ZM94 81V80H93ZM14 82H15V80H14ZM25 82V81H24ZM34 82V81H33ZM33 82H31V85L33 84ZM41 82V81H40ZM39 82V83H40ZM75 82H77V81H75ZM84 82V81H83ZM16 83V82H15ZM35 83H37V82H35ZM79 83V82H78ZM82 83V82H81ZM6 84H8V83H6ZM5 84V85H6ZM10 84V83H9ZM17 84V83H16ZM13 85V86H16L17 87V85ZM20 84V83H19ZM18 84V85H19ZM29 84V83H28ZM51 84H53V83H51ZM65 84H66V82H65ZM84 84H87V81H86V83H84ZM93 84V83H92ZM10 85H12V84H10ZM22 85H23V83H22ZM22 85L20 84V88H22ZM25 85H27L26 83H25ZM34 85V84H33ZM41 85V84H40ZM54 85V84H53ZM59 85H61V84H59ZM72 85V84H71ZM91 85V84H90ZM94 85V84H93ZM7 86V85H6ZM35 86V85H34ZM37 86H38V84H37ZM42 86H43V84H42ZM45 86V85H44ZM58 86V85H57ZM69 86V85H68ZM95 86V85H94ZM1 87V86H0ZM27 87V86H26ZM33 87V86H32ZM36 87V86H35ZM47 87V86H46ZM51 87V86H50ZM64 87V86H63ZM24 88H25V86H24ZM34 88V87H33ZM49 88V87H48ZM58 88V87H57ZM60 88V87H59ZM66 88V87H65ZM69 88V87H68ZM73 88H74V86H73ZM88 88H89V85H88ZM99 88H100V86H99ZM7 89V88H6ZM13 89V88H12ZM28 90H29V87L27 88ZM52 89H54V88H52ZM51 89V90H52ZM61 89V88H60ZM64 89V88H63ZM70 89V88H69ZM77 89V88H76ZM79 89V88H78ZM2 90V89H1ZM4 90V89H3ZM15 90V89H14ZM23 91H24V89H22ZM26 90V89H25ZM35 90H37L36 88H35ZM35 90H33L34 92H35ZM72 90V89H71ZM18 91V90H17ZM30 91V90H29ZM70 91V90H69ZM69 91H66V92H68L69 93ZM84 91V90H83ZM15 92V91H14ZM25 92H27V91H25ZM30 92H32V90L30 91ZM78 92V91H77ZM18 93V92H17ZM47 93H48V91H47ZM85 93V92H84ZM11 94V93H10ZM9 94V95H10ZM19 94H21V91H20V93ZM23 94V93H22ZM28 94H29V92H28ZM32 94V93H31ZM54 94V93H53ZM57 94V93H56ZM59 94V93H58ZM81 94V93H80ZM83 94V93H82ZM114 94V93H113ZM1 95V94H0ZM7 95H8V93H7ZM14 96H15V94H13ZM25 95H27V94H25ZM36 95V94H35ZM34 95V96H35ZM112 95V94H111ZM1 96H3V95H1ZM12 96V95H11ZM10 96V97H11ZM24 96V95H23ZM59 96H62V95H59ZM68 96V95H67ZM99 96H100V94H99ZM4 97H6V95L4 96ZM16 97V96H15ZM20 97H22V96H20ZM32 97V96H31ZM85 97H86V95H85ZM115 97V99H117L116 98V95L114 96ZM11 98H13V96L11 97ZM10 98V99H11ZM16 98H18V97H16ZM25 98V97H24ZM30 98V97H29ZM35 98V97H34ZM50 98V97H49ZM65 98V97H64ZM83 98V97H82ZM14 99V98H13ZM18 99H20L21 100V98H18ZM26 99H27V96H26ZM45 99H47V98H45ZM77 99V98H76ZM114 99V98H113ZM2 100H5V99H1L0 101H2ZM9 100V99H8ZM7 100V101H8ZM55 100V99H54ZM57 100H59V98L57 99ZM61 100H62V98H61ZM84 100V99H83ZM7 101H6V103H7ZM12 101V100H11ZM22 101V100H21ZM23 101H24V99H23ZM46 101V100H45ZM44 101V102H45ZM72 101V100H71ZM86 102H87V99L85 100ZM13 102V101H12ZM15 103H13V104H15L16 105V101H14ZM19 102V105H20V101H18ZM30 102H31V100H30ZM49 102V101H48ZM57 102H60V101H57ZM62 102V101H61ZM81 102V101H80ZM99 102V101H98ZM3 103V102H2ZM27 103V102H26ZM47 103V102H46ZM53 103V102H52ZM69 103V102H68ZM75 103V102H74ZM78 103V102H77ZM84 103V101L82 102V103H80V104H82V105H84L83 104ZM95 103V102H94ZM117 103V102H116ZM3 104H5V102L3 103ZM13 104H12V107H13ZM24 104H25V102H24ZM42 104V103H41ZM50 104V103H49ZM98 104V103H97ZM112 104V103H111ZM114 104H115V102H114ZM118 104V103H117ZM18 105V104H17ZM26 105V104H25ZM36 105V104H35ZM46 105V104H45ZM61 105V104H60ZM68 105V104H67ZM86 105V104H85ZM119 105V104H118ZM5 106V105H4ZM26 106H28V105H26ZM40 106H42V105H40ZM47 106V105H46ZM50 106V105H49ZM48 106V107H49ZM64 106V105H63ZM66 106V105H65ZM75 106V105H74ZM102 106V105H101ZM6 107H7V105H6ZM8 107H10V106H8ZM30 107V106H29ZM68 107V106H67ZM80 107V106H79ZM98 107V106H97ZM11 108V107H10ZM18 108H19V106H18ZM22 105H21V107H20V110H18L17 112V114H14V115H18L17 116V118H16V116H14L15 118H16V120L14 121H12L13 123H15V122H19V124H17V127L18 128H14V130L13 131H11V130H9V132H20V133H18L17 135H19V136H17V137H20V144H19V146H18V149L15 151V150H13L14 152L12 153L11 151H9L8 149L10 148L11 150H12V148L11 147H8L9 145L11 146V142L12 141H10L9 142V145L7 146V150L9 151H7L6 149L3 151V153H0V214H2V215H4L5 217H7V219H8V221H9V226L10 227H12V228H16V227H18V226H22V227H27V228H33V227H35V228H40V229H43V235H44V238H45V242L46 241H49V240H51V239H53L54 241H55V243H56V245H54L53 246V248L56 246V248H57V246L58 247H60V248H62V246H63V248L65 247L64 245H66V243L69 245V242L70 241H73V240H75V239H77V236L75 235V234H78L79 232H76L75 231V229L74 228H77V227H74V226H76V225H73L72 223H76L77 224V222L79 221V220H77L76 221V219L73 217V211H74V208H75V210H77L76 212H79V210L78 209H76V208H78V207H80L81 205L79 204V203H81L82 205L84 204V201L86 202V199L84 200V201H81V202H77L78 203V206L76 205L77 203H76V196H78V194H77V192L82 188L81 186L82 185H84V183H85V181H86V179H87V182L88 181H91V178H93L94 176V180L96 179V178H98V179H96V180H98L99 182H100V186L102 187V190H103V192H105V193H103V196H99V199L101 198V199H103V200H111V197L113 196V195H117V194H115L116 192H118L117 190H123V191H119L118 193L119 194H121V196H120V198H121V200H120V202H121V208H123V206H124V208H130V210H131V207L130 206H128V204L130 205V204H132L131 202H134L135 200L137 201V198H138V200H139V197L140 198H144V196H145V198L147 197L148 199H151L152 197V200L153 199H155V197H157V200H159V199H161L165 194H166V192H167V194L166 195H168V191H166V189H167V186H169V188L171 187L168 183H167V181L169 180V178L171 177L172 178V176H170V174H169V169L168 170H166V172L169 174V176H166V177H168L167 178V181L166 182H164V180H162L163 178V176H164V173L163 172H165V170L163 171V169L161 170L160 169V167H162V165H160V167H158V165H156L155 164V160H159V159H157L156 157H158L157 156V154H156V157H154L153 155H154V152H153V155H152V153H151V151H150V155H151V157L149 158V153L147 154V155H144V153H143V151L145 150V149H143V148H146L147 150L149 149V148H151V147H149L150 146V144L148 143V142H150L151 140V138L153 137V136H156V135H154V132H155V129H151V128H149V126H145V125H147V124H145V122H142V123H144V129H146V131L148 132H146L145 131V134L147 133L148 135H149V138H147L144 134H143V132H141L140 130H142V129H138V131H137V129H135L134 127H133V125L131 126V121H126V122H129L130 123V126L129 127H131L130 129L129 128H126V129H124L122 132H120V134L118 135V136H115V134L117 133H114V136L113 137H111L112 135H110L109 136V134L110 133H113V131L112 132H110V133H108L110 130H108V126H106V125H104L103 124V122H104V119H105V117H104V119L103 120H101L102 119V117H100V119H98L99 117H96L98 120H99V122H98V124H97V122H96V120L97 119H95V120H93L92 119V123L91 122H89V121H91V120H86L87 118H84L85 117V113L84 114H82V115H84V116H82L81 114H80V116H81V121H80V117L78 116V114H77V118H79V120L78 121H80V125H78V126H76V125H74L75 123H73L72 125H74V127L71 125V124H68L67 122V125L69 126V129L67 128V127H65V126H67L66 124H65V126H64V129H66L67 128V130L66 131H64L63 133H62V131H61V133L59 134V131H56V133L57 134H54L53 136H51L52 135V133H51V135L50 134H48V136H50V138L48 137V138H46V139H43V138H41L40 137V139H43V140H39L38 139V135H40V134H38L37 136H35V132H34V128H32V130L31 129H29L30 127H33V125L35 126H37V124H39L38 122H39V120H35V119H37V117L35 118L33 115L31 116L32 117V122H31V120H29V119H31V117H29L28 116V119H24V118H27L26 116L27 115H29V114H25V116L23 117V113H21V112H23L22 111ZM50 108V107H49ZM48 108V109H49ZM54 108V107H53ZM100 108V107H99ZM120 108H121V106H120ZM13 110H14V108H12ZM23 109H24V107H23ZM28 109V108H27ZM27 109H25V111L27 110ZM30 109V108H29ZM37 109H39V107H37ZM44 109H45V107H44ZM68 109V108H67ZM101 109V108H100ZM9 109H7V111H8ZM17 110V109H16ZM16 110H14V112L16 111ZM33 110V109H32ZM51 110V109H50ZM54 110V109H53ZM62 110V109H61ZM73 110V109H72ZM71 109H70V111H72ZM88 110V109H87ZM93 110V109H92ZM119 110V109H118ZM123 110H125V109H123ZM25 111H24V113H25ZM30 111V110H29ZM44 111V110H43ZM48 111V110H47ZM59 111H60V109H59ZM58 111V112H59ZM66 111V110H65ZM80 111V110H79ZM83 111V110H82ZM121 111V110H120ZM120 111H119V114H120ZM127 111V110H126ZM19 112H20V115H19ZM74 112V111H73ZM75 112H77V111H75ZM89 112V111H88ZM93 112H95V111H93ZM97 112V111H96ZM99 112V111H98ZM128 112V111H127ZM133 111H131V113H132ZM9 114H10V112H8ZM26 113H29V112H26ZM34 114H35V112H33ZM37 113V112H36ZM48 113H49V111H48ZM47 113V114H48ZM69 113H71V112H69L68 111V114ZM79 113V112H78ZM114 113V112H113ZM116 113V112H115ZM118 113V112H117ZM121 113H122V111H121ZM124 113V112H123ZM130 113V112H129ZM134 113V112H133ZM23 114V115H22ZM32 114V113H31ZM44 115V113H43V115H44V117L45 116H49V115ZM54 114V113H53ZM53 114H51V115H53ZM64 114V113H63ZM67 114V115H68ZM91 114V113H90ZM89 114V115H90ZM136 114V113H135ZM11 115V114H10ZM57 115V114H56ZM65 115V114H64ZM67 115H66V119L68 118L69 120H70V118H69V116L67 117ZM71 115V114H70ZM74 115V114H73ZM87 115H88V113H87ZM110 115V114H109ZM111 115H112V113H111ZM132 115V114H131ZM22 116V117H21ZM41 116V115H40ZM61 116H63V115H61ZM90 116H92V114L90 115ZM19 117H21L20 119H19ZM72 117V116H71ZM76 117V116H75ZM131 117V116H130ZM130 117L128 118V119H130ZM142 117H146V116H142ZM7 118H9V119H7L8 121H11V119L12 118H10V116H8ZM14 118V119H15ZM23 118V119H22ZM38 118H39V116H38ZM42 118V117H41ZM46 118V117H45ZM63 118V117H62ZM82 118L84 119V120H86V121H82ZM90 118V117H89ZM88 118V119H89ZM93 118H95V117H93ZM107 118V117H106ZM123 118V117H122ZM133 118H136V117H133ZM34 119V120H33ZM47 119V118H46ZM107 119H109V118H107ZM107 119H105V120H107ZM120 119V118H119ZM131 119H132V117H131ZM141 119V118H140ZM143 119V118H142ZM141 119V120H142ZM41 120V119H40ZM45 120V119H44ZM56 120V119H55ZM65 120V119H64ZM71 120H72V122H78V121H75V120H77V119H75L74 121H73V119L71 118ZM133 120H135V119H133ZM7 121V124L9 125V126H7V128L9 127L10 129H11V126H10V124H12V123H9ZM35 121V123L33 124V122ZM42 121V120H41ZM49 120H47V121H42V122H44V123H47ZM94 121H95V123H94ZM100 121H102V123L100 122ZM108 121H109V123L111 122L110 120H107L106 121V123H108ZM115 121V120H114ZM145 121H146V119H145ZM29 122H30V125H31V123L33 124V125H29ZM55 122V121H54ZM81 122H86V123H88L89 122V124H82ZM135 122V121H134ZM146 122H148V119H147V121ZM50 123V122H49ZM64 123H65V121H64ZM79 123V122H78ZM105 123V122H104ZM112 123V122H111ZM141 123V124H142ZM151 123V122H150ZM16 124V123H15ZM14 124V125H15ZM48 124V123H47ZM124 124H126V123H124ZM140 124V125H141ZM13 124H12V126H14ZM23 125H24V127L25 128H22L23 127ZM30 127H29V126ZM41 125V124H40ZM61 125V124H60ZM101 125H104V126H106V127H108L107 128V130H108V132H106L107 130H106V128H105V130H103L102 128L104 127V126H102V128H101ZM108 125H110V124H108ZM129 125V124H128ZM134 125H136L135 123H134ZM26 126H28V127H26ZM43 126V125H42ZM62 126H63V124H62ZM70 126H72V127H70ZM111 126V125H110ZM44 127H45V125H44ZM115 127V126H114ZM123 127V126H122ZM158 127V126H157ZM8 128V129H9ZM37 128V127H36ZM55 128V127H54ZM61 128H63V127H61ZM111 128V127H110ZM120 128V127H119ZM134 128V129H133ZM42 129H45V128H43L42 127ZM64 129H62V130H64ZM123 129V128H122ZM122 129H120V130H122ZM158 129H160V128H158ZM164 129V128H163ZM162 129V130H163ZM31 131V133H29L30 131ZM49 130V129H48ZM52 130V129H51ZM113 130H114V128H113ZM118 130V129H117ZM119 130V131H120ZM169 130V129H168ZM33 131V132H32ZM50 131V130H49ZM115 131V130H114ZM159 131V130H158ZM160 131H161V129H160ZM165 131V130H164ZM167 131V130H166ZM170 131V130H169ZM168 131V132H169ZM108 134V136L106 135V133ZM170 132H172V131H170ZM167 133V132H165V133H167V134H165V137H169V136H167L168 134L170 135L171 133ZM105 133V134H104ZM119 133V132H118ZM157 133V132H156ZM174 135V137H175V135H176V137H177V135L178 136H181V137H183V135H179V133H174V132H172ZM46 134V133H45ZM181 134V133H180ZM10 135H12L11 133H10ZM9 135V136H10ZM14 135V134H13ZM10 136L11 138L12 137H14V136ZM163 135V134H162ZM152 136V137H151ZM157 136H158V134H157ZM16 137V136H15ZM16 137V138H17ZM43 137H44V134H43ZM151 137V138H150ZM175 137V138H176ZM261 137H262V135H261ZM95 138H97V139H99L98 141L99 142H107V145L106 146H103V144L99 147V145H100V143H99V145L96 143V145L98 146V147H96L95 148V146L93 147V148H91V146L92 145H90V147L89 148H87L86 149V147H87V145L86 144H88V143H92L93 144V139H95ZM171 139H172V137H170ZM170 138H168L169 140H170ZM177 138H179V137H177ZM184 138V137H183ZM209 138H211V137H209ZM258 138V137H257ZM14 139V138H13ZM153 140L155 139L154 137L152 138ZM157 139V138H156ZM166 139V138H165ZM182 139V138H181ZM187 139H189V138H187ZM259 139V138H258ZM261 139V138H260ZM264 138H262V140H263ZM9 140H10V138H9ZM18 140V139H17ZM158 140V139H157ZM202 140V139H201ZM204 140H208L207 138H205ZM34 142L33 144H31V145H33V146H35V142H41V143H39V144H37L35 147H31V145H30V148H29V144L27 145V143L26 142ZM61 141H62V144H63V146L61 147L60 146V143H61ZM162 141H164V139L162 140ZM165 141H167V139L165 140ZM171 142H172V140H170ZM169 141V142H170ZM179 141V140H178ZM192 141H193V139H192ZM14 142V141H13ZM21 142H22V144H21ZM65 142L67 143L66 145H64L65 144ZM143 144H145L146 145V143L147 144H149V146H143L142 147V143ZM146 142V143H145ZM153 142V141H152ZM170 142V143H171ZM175 142V141H174ZM195 142H198L197 141V139H196V141ZM199 142H200V140H199ZM199 142H198V145H201V143L199 144ZM204 143L205 142H207V141H203ZM209 142V141H208ZM207 142V144H209ZM261 142H263V141H261ZM57 143H59V145L57 144ZM155 143V142H154ZM178 143V142H177ZM182 143V142H181ZM185 144H184V146L185 145H187L188 144V141L187 142H184ZM193 143H194V141H193ZM16 145H18V143H15ZM15 144H13L12 146H14ZM169 144V143H168ZM190 144V143H189ZM189 144L187 145V146H189ZM21 145V146H20ZM105 145V144H104ZM161 145V144H160ZM171 145H172V143H171ZM175 145H177V144H175ZM174 145V146H175ZM178 145H180V144H178ZM178 145L176 146V147H178ZM194 145V144H193ZM192 145V146H193ZM60 146V147H59ZM173 146V145H172ZM191 146V145H190ZM191 146V147H192ZM202 147H203V145H201ZM205 146H206V143H205ZM208 146V145H207ZM148 147V148H147ZM157 147V146H156ZM160 147V146H159ZM182 147V146H181ZM191 147H189V149L191 148ZM201 147V148H202ZM98 148V149H97ZM153 148V147H152ZM179 148V147H178ZM185 148H187V147H185ZM14 149H16V146H15V148ZM93 149H95V150H93ZM143 149V150H142ZM172 149V148H171ZM194 149V148H193ZM204 149H205V147H204ZM203 149V150H204ZM207 150H208V148H206ZM86 150H90V151H86ZM175 150V149H174ZM178 150V149H177ZM180 150V149H179ZM201 150V149H200ZM200 150H198V154L197 155H199L200 153H199V151ZM86 151V152H85ZM148 151V152H149ZM186 151V150H185ZM190 152V150H187L186 151V153L187 152ZM202 151V150H201ZM206 151V150H205ZM85 152V153H84ZM145 152V151H144ZM180 152H181V150H180ZM188 152V153H189ZM193 152V151H192ZM197 152V151H196ZM147 152H145V154H146ZM170 153V152H169ZM176 153V152H175ZM185 152H183V154H184ZM185 153V154H186ZM193 153H195V151L193 152ZM159 154H161V153H159ZM195 155H196V153H195ZM162 156H163V154H162ZM170 156V155H169ZM201 156V155H200ZM161 158V157H160ZM163 158V157H162ZM182 158V157H181ZM182 160V159H181ZM201 160V159H200ZM156 161V162H157ZM170 161V160H169ZM160 161H158V163H159ZM164 162H166V161H164ZM171 162V161H170ZM184 162V161H183ZM185 162H186V160H185ZM198 162H199V160H198ZM160 163H162V162H160ZM196 163H197V161H196ZM205 163V162H204ZM193 164H195V162L193 163ZM192 164V165H193ZM184 165V164H183ZM203 165V164H202ZM197 166V165H196ZM196 166H194V167H196ZM208 167L209 166H207V169H208ZM186 168V167H185ZM193 168V167H192ZM133 169V170H132ZM172 169V168H171ZM204 169H206V167L204 168ZM243 169V168H242ZM130 170L131 171H137L138 170V172H137V175H136V173H135V176H133L134 175V173H132V177H133V179H129V178H131V172H130ZM203 170V169H202ZM209 171H210V168L208 169ZM207 170V171H208ZM213 170V169H212ZM163 171V172H162ZM182 171V170H181ZM195 171H197V170H195ZM200 171V169L198 170V172ZM204 171H206V170H204ZM209 171H208V173H207V175H209ZM242 171V170H241ZM245 171V170H244ZM260 171V170H259ZM129 172H130V174H129ZM165 172V173H166ZM174 172V171H173ZM178 172H180V171H178ZM202 172V171H201ZM210 172H212L213 174H214V171H210ZM217 172V171H216ZM247 172V171H246ZM167 173H166V175H167ZM182 173V172H181ZM196 174H197V172H195ZM260 173V172H259ZM171 174H172V172H171ZM174 174H175V172H174ZM176 174H178V173H176ZM199 174V173H198ZM205 174H206V172H205ZM242 174V173H241ZM245 174V173H244ZM129 175H130V177H129ZM207 175H204V176H207ZM93 176V177H92ZM97 176V177H96ZM177 176V175H176ZM203 176V177H204ZM210 176V175H209ZM209 176H208V178H209ZM212 176V175H211ZM42 177L44 178V179H42ZM166 177L164 176V178L166 179ZM202 177V178H203ZM228 177V176H227ZM90 180H89V179ZM136 178H138V179H136ZM174 178V177H173ZM175 178H177V177H175ZM179 178V177H178ZM202 178H200V179H202ZM206 178V177H205ZM204 178V179H205ZM41 179V180H40ZM92 179V180H93ZM136 179V180H135ZM180 179V178H179ZM197 179V178H196ZM195 179V180H196ZM204 179H203V181H204ZM217 179V178H216ZM38 180H40V181H42V183H44V184H41L40 185V182H38ZM44 180V181H43ZM46 180V181H45ZM94 180L93 181H91L93 184H94ZM95 180V181H96ZM132 180H135V181H132ZM176 180V179H175ZM178 180V179H177ZM177 180H176V182H177ZM171 183H172V181H171V179L169 180ZM168 181V182H169ZM182 181H184V179H182ZM199 181V180H198ZM202 181V180H201ZM210 181V180H209ZM237 181V180H236ZM86 182V183H87ZM91 182H90V184H91ZM97 182V181H96ZM95 182V183H96ZM99 182H97L96 184H94L95 185V190L94 191H89L90 190V188H88V186L89 187H91L90 185H87V187H85L86 189H89V190H86V191H88L89 192V194H91L90 192H92V194L93 193H95L97 190L99 191V189L101 188L100 186H99ZM162 182H164V183H166L165 185H166V187H165V193L163 194V193H161L162 192V190L164 191V188H163V186H164V184L162 183ZM169 182V183H170ZM176 182H174L175 184H177V186H178V184H179V182L178 183H176ZM196 181H194V183H195ZM205 182L206 181H204V184H205ZM234 182V181H233ZM170 183V184H171ZM183 183H185V182H183ZM199 183V182H198ZM198 183L196 182V184L198 185ZM235 183V182H234ZM238 185L237 186H239V183H238V181L236 182ZM87 184H89V183H87ZM199 184H201V183H199ZM259 184H261V183H259ZM43 185V186H42ZM142 185V187L140 188L139 186H141ZM192 185V184H191ZM197 185H195L196 187H197ZM202 185H203V183H202ZM236 185V184H235ZM234 185V186H235ZM263 185H264V183H263ZM97 186H99V188L97 187ZM176 185H175V187H177ZM179 186H180V184H179ZM183 186V184L181 185V187ZM222 186V185H221ZM224 186V185H223ZM141 189V191H142V193H141V191L139 190V188ZM174 187V188H175ZM207 187V186H206ZM263 187V186H262ZM93 188H94V186H93ZM168 188V189H169ZM190 188H192V186L190 187ZM204 188V187H203ZM235 188H237L238 189V187H235ZM183 189V188H182ZM181 189V190H182ZM185 189V188H184ZM188 189V188H187ZM264 189V188H263ZM71 190V191H70ZM77 190V191H76ZM172 190V189H171ZM176 190V189H175ZM178 190V189H177ZM177 190H176V192H177ZM228 190V189H227ZM262 190V189H261ZM97 191V192H98ZM116 191V192H115ZM170 191V190H169ZM184 191V190H183ZM191 191V190H190ZM71 192V193H70ZM95 193V194H97L96 195V198H97V196L98 195H100L101 194V189H100V194H98V193ZM173 192V191H172ZM194 192H195V190H194ZM261 192V191H260ZM80 193H82V191L80 192ZM84 191H83V196H84ZM87 193V192H86ZM171 193V192H170ZM174 193V192H173ZM172 193V194H173ZM179 193V192H178ZM177 193V194H178ZM180 193H181V191H180ZM202 193V192H201ZM203 193H204V191H203ZM206 193V192H205ZM263 193V192H262ZM77 194V195H76ZM160 194H162V196H160ZM171 194V196H175V195H172ZM194 194V193H193ZM199 194V193H198ZM197 193H196V195H198ZM94 195V194H93ZM93 195H92V197H93ZM102 195V194H101ZM165 195V196H166ZM261 195V194H260ZM64 196H67L69 199H71L72 200V202H71V204H70V202L69 203H63V198H64ZM82 196V197H83ZM85 196H87L86 194H85ZM84 196V197H85ZM89 196V195H88ZM91 196V195H90ZM159 196H160V198H159ZM195 196V195H194ZM150 197V198H149ZM168 197H169V195H168ZM178 197V196H177ZM225 197V196H224ZM80 198V197H79ZM88 198V197H87ZM91 198V197H90ZM115 198H117V197H115ZM136 198V199H135ZM142 198V199H143ZM159 198V199H158ZM166 198V197H165ZM164 198V199H165ZM174 198V197H173ZM199 198V197H198ZM205 198V197H204ZM98 198L97 199H94V201L95 202H93V203H97L98 201H102L101 199L99 200ZM113 199V198H112ZM134 199V200H133ZM168 199V198H167ZM114 200H116V199H114ZM118 200H119V198H118ZM144 200V199H143ZM151 200V201H152ZM173 200V199H172ZM171 200V201H172ZM178 199L176 198V201H177ZM186 200H187V198H186ZM193 200V199H192ZM208 200V199H207ZM92 201V200H91ZM97 201V202H96ZM105 201H103V202H105ZM146 201H150V200H145V202ZM150 201V202H151ZM154 201V200H153ZM152 201V202H153ZM164 202H165V200H163ZM167 201V200H166ZM185 201V200H184ZM183 201V202H184ZM204 201V200H203ZM263 201V200H262ZM83 202V203H82ZM107 202V201H106ZM151 202V203H152ZM157 202V201H156ZM156 202H155V204H156ZM76 203V204H75ZM99 203H101V202H99ZM96 204V206L98 207V205L100 206V204ZM115 203V202H114ZM148 203V202H147ZM161 203H162V201H161ZM178 203V201L176 202V204ZM188 203V202H187ZM192 203V202H191ZM195 203V202H194ZM201 203V202H200ZM199 203V204H200ZM73 204V205H72ZM86 204V203H85ZM104 205V203H101V206L103 207V205ZM112 204V203H111ZM117 204H119V203H117ZM126 204H127V206H126ZM153 205H154V203H152ZM163 204V203H162ZM181 204V203H180ZM197 204V203H196ZM198 204V205H199ZM80 205V206H79ZM88 205V204H87ZM86 205V206H87ZM90 205V204H89ZM88 205V206H89ZM116 205V204H115ZM114 205V206H115ZM133 205H136V204H134L133 203ZM141 205V204H140ZM152 205V206H153ZM183 205H185V204H183ZM182 205V206H183ZM187 205V204H186ZM110 206V205H109ZM142 206V205H141ZM151 206V207H152ZM168 206V205H167ZM174 206H176V205H174ZM178 206V205H177ZM96 207V209H97V212H98V208ZM100 208L99 207V209H100V212H102V210H103V208ZM108 207V206H107ZM133 207V206H132ZM138 207V206H137ZM155 207H156V205H155ZM164 207V206H163ZM179 207H180V205H179ZM188 207V206H187ZM194 207V206H193ZM200 207V206H199ZM110 208V207H109ZM113 208V207H112ZM148 208V207H147ZM153 208V207H152ZM152 208H150L149 207V209H147L148 211L150 210V209H152ZM172 208V207H171ZM176 208V207H175ZM178 208V207H177ZM208 208V207H207ZM81 209V208H80ZM84 209V208H83ZM83 209H81L82 211H83ZM85 209H88V207L86 208L85 207ZM102 209V210H101ZM133 209V208H132ZM140 209V208H139ZM168 209V208H167ZM181 209V208H180ZM25 210H27L26 212H25ZM80 210V211H81ZM108 210V209H107ZM116 210V209H115ZM134 210V209H133ZM261 210H263L262 209V207H261ZM82 211H81V213H82ZM85 211V210H84ZM83 211V213H82V215H85V214H92V213H85ZM93 211H94V208H93ZM172 211V210H171ZM180 211V210H179ZM71 212H72V214H71ZM87 212V211H86ZM89 212H90V210H89ZM97 212H96V219H98V215H97ZM99 212V213H100ZM116 212V211H115ZM143 212V211H142ZM144 212H145V210H144ZM198 212V211H197ZM196 212V213H197ZM80 213V212H79ZM80 213V214H81ZM94 213V212H93ZM98 213V214H99ZM106 213V212H105ZM112 213H113V211H112ZM119 213V212H118ZM129 213H131V212H129ZM137 213V212H136ZM136 213H135V215H136ZM152 213V212H151ZM157 213H159V212H157ZM161 213V212H160ZM171 213V212H170ZM75 214V213H74ZM77 214V213H76ZM113 214H115V213H113ZM150 214V213H149ZM153 214V213H152ZM174 214V213H173ZM106 216H107V213L105 214ZM116 215H117V213H116ZM126 215H129V214H126ZM134 215V216H135ZM148 215V214H147ZM151 215V214H150ZM156 215V214H155ZM168 215H170V214H168ZM200 215V214H199ZM209 215V214H208ZM75 216V215H74ZM77 216V215H76ZM75 216V217H76ZM86 216V215H85ZM93 216V215H92ZM100 216V218L98 219V220H96L95 221V219H94V221H95V223H93V224H97L98 222V226H99V229H97V232L98 233H100V231H102V232H104L105 233V230L107 229V228H109V230H111V225H114V222H113V224H112V222L110 221V223H109V221H108V223L109 224H111L110 226L111 227H109V225H108V227L106 226V221L104 222L103 221V217H101V216H103V213L101 214V215H99ZM124 216H125V214H124ZM138 216V215H137ZM143 216V215H142ZM84 217V216H83ZM82 216H81V218L85 221H87V220H89V219H92V218H94V216L92 217V218H87V217H84L83 218ZM89 217V216H88ZM152 217V216H151ZM165 217V216H164ZM170 217V216H169ZM168 217V218H169ZM182 217V216H181ZM194 217V216H193ZM197 217V216H196ZM212 217V216H211ZM216 216H214V218H215ZM73 220H72V219ZM81 218H80V221H81ZM86 218V219H85ZM108 218H110V217H108ZM107 218V219H108ZM115 217H113V219H114ZM132 218H133V216H132ZM131 218V219H132ZM156 218H157V216H156ZM159 218V217H158ZM111 219V218H110ZM112 219V220H113ZM138 219H140L139 217H138ZM174 219H175V217H174ZM74 220L76 221V222H74ZM119 220V219H118ZM120 220H122L121 218H120ZM125 220V219H124ZM134 220H136V219H134ZM166 220V219H165ZM178 220V219H177ZM181 220H183L182 218H181ZM79 221V222H80ZM85 221V222H86ZM93 221V220H92ZM93 221V222H94ZM133 221V220H132ZM141 221H143V220H141ZM147 221V220H146ZM149 221V220H148ZM168 221V220H167ZM173 221V220H172ZM180 221V220H179ZM184 221V220H183ZM191 221V220H190ZM83 222V221H82ZM91 222V221H90ZM90 222L88 223V222H86V223H88V225H89V227H87V228H85V230H84V232L82 231L83 229H81V232L82 233H84L85 234V231L88 229V228H90L89 230H87L86 231V234H90V236H91V234L92 233H90V232H94V230H96L95 229V227L92 225V223L90 224ZM118 222V221H117ZM125 222V221H124ZM124 222H123V224H124ZM127 222V221H126ZM145 222V221H144ZM151 222V221H150ZM153 222H154V220H153ZM184 222H186V220L184 221ZM188 222V221H187ZM107 223V224H108ZM131 223V222H130ZM138 223V222H137ZM142 223V222H141ZM146 223V222H145ZM156 223V222H155ZM182 223V222H181ZM83 224V223H82ZM159 224V223H158ZM198 224V223H197ZM87 225V224H86ZM91 225H92V227H91ZM126 225V224H125ZM134 225V224H133ZM142 225V224H141ZM177 225H179V224H176V225H174V226H176L177 227ZM190 225V224H189ZM114 226H116V225H114ZM136 226V225H135ZM167 226V225H166ZM93 227H94V230L92 231V229H93ZM105 227H107V228H105ZM129 227V226H128ZM134 227V226H133ZM151 227V226H150ZM154 227H156V226H154ZM162 227V226H161ZM169 227V226H168ZM171 227V226H170ZM173 227V226H172ZM80 228H81V226H80ZM83 228H84V226H83ZM115 228V227H114ZM126 228V227H125ZM141 229H142V227H140ZM165 228V227H164ZM180 228V227H179ZM118 229V228H117ZM116 229V230H117ZM131 229V228H130ZM181 229V228H180ZM202 229V228H201ZM91 230V231H90ZM99 230V231H98ZM108 230V231H109ZM121 230V229H120ZM127 230V229H126ZM133 230H135V229H133ZM140 230V229H139ZM164 230V229H163ZM170 230V229H169ZM205 230V229H204ZM78 231V230H77ZM112 231H113V227H112ZM138 234L137 235H139L140 234V232H138L137 230H135ZM135 231H134V233H135ZM175 231V230H174ZM185 231V230H184ZM96 232V231H95ZM101 232V234H103ZM107 232V231H106ZM110 232V231H109ZM108 232V233H109ZM122 232V231H121ZM179 232V231H178ZM126 233V232H125ZM124 233V234H125ZM153 233V232H152ZM166 233V232H165ZM176 234H177V231L175 232ZM79 234H81V233H79ZM95 234V233H94ZM106 235H107V233H105ZM136 234V233H135ZM149 234V233H148ZM163 234H164V232H163ZM189 234V233H188ZM83 235V234H82ZM93 235V234H92ZM104 235V234H103ZM105 235V236H106ZM131 235H133V234H131ZM141 235V234H140ZM155 235V234H154ZM185 235V234H184ZM215 235V234H214ZM80 236V235H79ZM120 236V235H119ZM125 236V235H124ZM133 236H136V235H133ZM148 236V235H147ZM186 236V235H185ZM185 236H183V238L185 237ZM209 236V235H208ZM208 236H206L207 238H208ZM84 237V236H83ZM117 237V236H116ZM137 238H139L138 236H136ZM154 237V236H153ZM176 237V236H175ZM179 237H180V235H179ZM181 237H182V235H181ZM87 238V237H86ZM140 238H141V236H140ZM149 238V237H148ZM164 238H166V236L164 237ZM163 238V239H164ZM171 238V237H170ZM170 238H168L169 240H170ZM192 238H194V237H192ZM81 239V238H80ZM85 239V238H84ZM90 239H91V237H90ZM136 239V238H135ZM142 239V238H141ZM160 239V238H159ZM179 239V238H178ZM185 239V238H184ZM187 239H189L188 238V236H187ZM195 239V238H194ZM215 239V238H214ZM82 240V239H81ZM96 240V239H95ZM121 240V239H120ZM138 241H139V239H137ZM143 240H144V238H143ZM156 240H158L157 238H156ZM165 240V239H164ZM171 240H173V239H171ZM180 240V239H179ZM212 240V239H211ZM53 241V242H54ZM89 242H90V240H88ZM110 241V240H109ZM115 241V240H114ZM118 241V240H117ZM122 241H123V239H122ZM137 241V242H138ZM174 241H175V239H174ZM173 241V242H174ZM190 240H187V242L186 241H184L185 243H190L189 242ZM213 241V243H214V240H212ZM212 241H210V242H212ZM92 242V241H91ZM116 242V241H115ZM132 242V241H131ZM145 242V241H144ZM151 242V241H150ZM154 242V241H153ZM163 242V241H162ZM168 242H170V241H168ZM184 242H181V244L182 243H184ZM50 243V242H49ZM88 243V242H87ZM86 243V244H87ZM101 243H103V242H101ZM116 243H118V242H116ZM127 243V242H126ZM48 244V243H47ZM75 244H76V241H75ZM78 244V243H77ZM113 244H115V243H113ZM113 244H111V245H113ZM122 244V243H121ZM137 244V243H136ZM143 244H145V243H143ZM142 244V245H143ZM146 244H147V242H146ZM151 244V243H150ZM153 244V243H152ZM164 244V243H163ZM162 244V245H163ZM179 244V243H178ZM177 244V245H178ZM202 244V243H201ZM98 245V244H97ZM106 245V244H105ZM120 245V244H119ZM142 245H141V247H142ZM191 245V244H190ZM204 245H206V244H204ZM204 245H201V247L203 246L204 247ZM47 246V245H46ZM110 246V245H109ZM116 246H118V245H116ZM140 246V245H139ZM150 246V245H149ZM169 246V245H168ZM174 246V245H173ZM192 246V245H191ZM77 247V246H76ZM78 247H79V245H78ZM81 247V246H80ZM85 247V246H84ZM105 247H107V246H105ZM127 247V246H126ZM144 247V246H143ZM180 247V246H179ZM55 248V249H56ZM90 248V247H89ZM102 248V247H101ZM108 248V247H107ZM114 248V247H113ZM117 248V247H116ZM156 248H158L157 246H156ZM175 248H178V247H175ZM183 248H184V246H183ZM188 248H190V247H188ZM192 248H193V246H192ZM195 248V247H194ZM69 249V248H68ZM79 249V248H78ZM86 249V248H85ZM96 249V248H95ZM112 249V248H111ZM115 249V248H114ZM140 249V248H139ZM197 249H199V248H197ZM205 249H207V248H205ZM210 249V248H209ZM62 250V249H61ZM77 250V249H76ZM89 250H91V248L89 249ZM94 250V249H93ZM99 250V249H98ZM103 250V249H102ZM113 250V249H112ZM126 250V249H125ZM142 250V249H141ZM164 250V249H163ZM176 250V249H175ZM178 250V249H177ZM176 250V251H177ZM180 250V249H179ZM186 250V249H185ZM184 250V251H185ZM189 250V249H188ZM67 251V250H66ZM65 251V252H66ZM86 251H88L87 249H86ZM144 251V250H143ZM153 251V250H152ZM151 251V252H152ZM170 251V250H169ZM173 251V250H172ZM182 251V250H181ZM183 251V252H184ZM59 252V254H60V250L58 251ZM117 252V251H116ZM123 252V251H122ZM146 252V251H145ZM154 253H155V251H153ZM196 252V251H195ZM204 252V251H203ZM208 252V251H207ZM69 253V252H68ZM72 253V252H71ZM78 253V252H77ZM84 253V252H83ZM87 253V252H86ZM91 253V252H90ZM154 253L152 254V255H154ZM171 253V252H170ZM178 253H180V252H178ZM200 253V252H199ZM202 253V252H201ZM219 253V252H218ZM160 254V253H159ZM164 254V253H163ZM189 254V253H188ZM194 254V253H193ZM67 255V254H66ZM65 255V256H66ZM72 255V254H71ZM79 255V254H78ZM77 255V256H78ZM101 255V254H100ZM109 255V254H108ZM114 255V254H113ZM151 255V254H150ZM169 255V254H168ZM167 255V256H168ZM174 255H175V253H174ZM179 255V254H178ZM185 255V254H184ZM187 255V254H186ZM217 255V254H216ZM221 255V254H220ZM223 255V254H222ZM75 256V255H74ZM74 256H72L73 258H74ZM85 256H86V254H85ZM84 256V257H85ZM94 256V255H93ZM105 256H106V254H105ZM104 256V257H105ZM122 256V255H121ZM121 256H114L115 258L113 259V260H111L110 261V263L109 264H118V262H119V260H120V258H121ZM142 255H140V257H141ZM188 256V255H187ZM191 256V255H190ZM190 256H188V258L190 257ZM194 258H197V257H195V255H192ZM203 256V255H202ZM205 256V255H204ZM214 256V255H213ZM64 257V256H63ZM79 257V256H78ZM90 257V256H89ZM95 257V256H94ZM93 257V258H94ZM134 257V256H133ZM147 257V256H146ZM192 257V258H193ZM199 257V256H198ZM209 257H210V255H209ZM220 257H222V256H220ZM219 257V258H220ZM60 258H61V256H60ZM71 258V257H70ZM81 258V257H80ZM92 258V259H93ZM129 258V257H128ZM143 258V257H142ZM141 258V259H142ZM152 258V257H151ZM157 258V257H156ZM172 258H173V256H172ZM191 258V257H190ZM189 258V259H190ZM213 258V257H212ZM211 258V259H212ZM61 259H63V258H61ZM69 259V258H68ZM77 259V258H76ZM82 259V258H81ZM88 259V258H87ZM92 259H91V261H92ZM122 259V258H121ZM130 259V258H129ZM132 259V258H131ZM161 259H163L164 260V258H161ZM170 259V258H169ZM187 259V257H185V260ZM74 260H75V258H74ZM73 260V261H74ZM86 260V259H85ZM93 260H95V259H93ZM144 260V259H143ZM157 260H160V259H157ZM162 260V261H163ZM183 260V259H182ZM185 260H183V261H185ZM226 260V259H225ZM65 261V260H64ZM71 261H72V259H71ZM83 261V260H82ZM89 261V260H88ZM103 261V260H102ZM125 261V260H124ZM134 261V260H133ZM140 261V260H139ZM148 261V260H147ZM154 261V260H153ZM188 261H189V263H190V260H187V261H185L186 263H188ZM191 261L192 262H195L194 261V259L192 260L191 259ZM207 261V260H206ZM210 260H208V262H209ZM217 261V260H216ZM175 262V261H174ZM184 262V263H185ZM199 262V261H198ZM202 262H205V261H202ZM212 262V261H211ZM218 262V261H217ZM220 262V261H219ZM218 262V263H219ZM78 263V262H77ZM81 263V262H80ZM92 263V262H91ZM96 263V262H95ZM129 263V262H128ZM135 263V262H134ZM139 263H141V262H139ZM144 263V262H143ZM165 263V262H164ZM166 263H168V262H166ZM184 263H181V264H184ZM70 264V263H69ZM119 264H120V262H119ZM136 264H138L137 262H136ZM173 264V263H172ZM176 264H179V262L178 263H176ZM203 264V263H202ZM213 264V263H212ZM217 264V263H216ZM224 264H225V262H224Z\"/></svg>","mask_w":264,"mask_h":264}]
</instances>
